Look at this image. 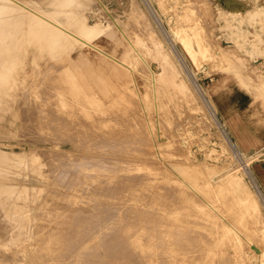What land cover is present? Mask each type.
<instances>
[{"label": "rangeland", "instance_id": "rangeland-1", "mask_svg": "<svg viewBox=\"0 0 264 264\" xmlns=\"http://www.w3.org/2000/svg\"><path fill=\"white\" fill-rule=\"evenodd\" d=\"M20 1L27 4L28 6H30L31 8L35 9L38 12L49 14V16H51L53 18H59L60 21L62 22V24L67 29H69L70 31L75 32V33L77 32V27L75 26L76 21L85 22L86 24H88L90 26L97 25L102 29L104 28V32L102 33V35L97 37V38H94L91 41V43L93 45L103 49L104 51L112 54L113 56L117 57L118 59H120L122 61L125 60L123 62L126 63L129 68L128 67H125V68L119 67L120 68L119 71H118V69L115 70V69H113V65L115 63H113L110 59L104 57L101 53H99L94 48L87 46V45H81V44H73L71 47H68L67 50H64L63 52H59L57 55L51 56L48 53V51L42 50L41 45L39 42H37V40H34V38H32V36L30 35V33L28 31V27L26 25L23 26L22 28L13 29V31H15V32L18 29L21 30V31H18L17 37H14V38H19V37L21 38L22 37L23 40L21 43L18 44V47H17L18 55H17L16 61H4L3 59H0V65H1L0 71L6 72L9 75L8 81L6 82V84L0 83V85L2 84L0 87V150H3L5 152H7L8 154H24L25 159H27L30 157L31 154H34L35 152L38 153V151H41L43 149L42 147L45 146L44 149L46 147L48 149L46 148L45 151L43 149V153L45 152V154H44L45 156H43V157L48 159V158H50L49 157V154H50V156L53 158V159L51 158V160H54L55 162L54 161L50 162V159L47 161L43 157L39 163H35L34 165H32L28 160H27V162L12 163V164H9L8 162H6V160L0 161L1 163L4 162L2 164L0 163V171H1V173H0V175H1L0 176V264H68L71 260L73 261L72 258L76 257L75 255L79 254V252H80V250L78 248L74 249L73 246L68 247V245L74 241L73 238L76 237V235H73V234H75L74 231L77 230L78 228L77 229H75V228L79 227V229H81L83 226H85V228H86V226L88 224H89V226H87V227L91 228V225H92L98 234L95 232L93 227L91 229L89 228V230L86 228L87 230L83 234V236L86 234L85 237H83V238H85L84 244L88 245V246H90V245L93 246V249L91 250L92 252L90 255L91 259H93V260L102 259V257H101L102 255H100L102 252H99L98 250H96V248L94 246V244L97 242L98 238L100 236L105 235L107 232L109 234L111 232V230L116 229L117 228V225H116L117 220H118L117 222L124 220L123 223H126L129 220V218H130V220L126 224L132 223L133 226H134V224H136V226L140 227L141 229L143 228L142 230L145 232V230L148 229V228L145 229V226L147 225V227H148V225H149L148 222L147 223H145V222L147 220H149V218L152 220L151 216L149 217V215H150L149 211H151V214H152L155 210L154 213L156 215V209L158 208V204H159V203H157L158 198L156 197V195H157L156 190L155 191H153V190L156 189V187L163 189L167 186H168V188L171 189L170 191H172V196L169 195L170 193H169L168 189H167V191H165L163 189V191L167 192V194H168L167 196H170L169 198H171L177 202L176 205L177 204L179 205L181 201H183V202L185 201L186 203L189 201V203H188L189 205L193 204V205H195V207L197 206L196 207L197 209H195L194 206L191 205V207H189L188 204L186 205V203H183V202H181V204H184L186 206H182L181 204L179 205L180 207H175L176 205L174 206L176 210L174 209L175 214H174V216H172V218L174 217L175 222H180V224H182V223L186 224L187 223V226H188L187 227L184 224L187 227L186 228L185 226H181L180 224L174 222L176 224L175 226L180 225V226H178V228H180V232L182 233V236H183V233L185 235V236H183L184 239L181 237V240L179 243L184 241L185 243H183V244L181 243V245L182 246L184 245V247H185V245H187L186 248H189L187 250L188 254L189 253L193 254V256L190 254L189 255L187 254V256L185 257L187 259L185 261L186 262L185 264H188V263L189 264H198V263L199 264H208V262L210 264L211 263L217 264V263L213 262L214 259L215 260L217 259L218 262H219V260L223 259L225 264L229 260H231V261H229L228 263L231 262V264H235V263L240 264L239 263L240 261H238L239 260L238 257L236 255H234L235 252H234V254H232V252L234 250V248L232 250L233 244L228 240V238L225 235L219 236V235L224 234L223 232H219V231H222L223 229L221 227H219L218 225H216L213 220H212L213 222H211L210 221L211 218H208L209 216L205 215L204 212H200L203 210H202L201 206H199V205H201V203L203 201H200V200L197 201L196 199L194 200V197L192 196L191 193H187L186 191L181 190L179 188V186L174 185L175 183H173L171 181L172 178H170L173 176H171L170 174L167 175L168 172L166 170H164V173H163L164 175H161L162 172H161V174H159L160 173L159 172L157 176H156V170L155 169L151 170V167H153V165L157 161H156V152H155L156 146L154 147V145H153L154 143L152 144L153 140L150 137H153V138L155 137V139H156V137H158V136L161 137V134H164L163 136L167 138L166 141L163 143V147H164L163 151L164 152L172 153L173 150L176 148L175 146H177L176 149H181L180 151L182 154H179L178 153L179 150H177L178 152L177 151L176 152L178 154L175 153V151L172 153V154L175 153L177 156L174 154L173 157L168 158V159H171L172 161H174L173 169L178 173L179 176H182V178L185 179V181L188 184H190L195 189V191L198 192V194L205 201H208L222 215H224V216L227 215L226 219L228 218L227 220L230 222L231 225H233V226L235 225L234 226L235 229H237L239 232H241L245 237H250L252 235V230L250 229V227H245V226H250V223L243 222L242 216L240 217L239 208L236 207L234 200L232 198H233V195L235 193L242 196V197H244L250 193L251 196L253 198H255L257 206L260 207V208H258V210L262 211V213L264 214V80H263L264 79V13H260L259 16L254 17L249 22L247 21L243 24H240L237 21L233 20L232 17L227 15L226 10L234 9V8H240L243 11L244 10L248 11V10H253V8L255 6L264 8V0H204L205 3L203 0H193V1L201 2L202 6L205 4L203 7H205L206 10L208 9L207 10V12L209 11L208 14L206 13V10H205L206 17L208 16L206 18V23L207 22L208 23L207 24L205 23L206 24L205 27L208 25L207 32H208L209 36H213L212 38H213L215 44L218 41L217 45H219L221 47L222 46L225 47L229 52L233 51L235 48L234 53H231V54L236 55L235 56L236 61L233 60V61H224V62H222V61L220 62V61H216V60H210L207 57H203V55L201 53H199V51L197 53L196 62H195L187 55V53L183 49L181 43L178 40H176V38L174 36V29L176 27H180L181 26L180 23L183 24L184 20L185 21L187 20L186 21L187 23H184L185 27H187V24H188V27L190 25V21L188 19H183L182 20L183 22H181L182 18L177 20V18L175 17V12H181L183 10V7L185 6V4H187L188 0L187 1L186 0H180V1L168 0L169 3L167 0H163V1H166L167 4H166V2L163 3L162 0H160V2L162 4L159 2V0H158V2H157V0H139V2H138V0H74L73 5H71L69 7L57 6L56 2L54 0H20ZM160 5H162V7L166 6V5H167V7L168 6L169 7H168V9H166V7H163L166 10L164 12H162L163 9L160 8L161 7ZM176 6H177V8H176ZM208 6H209V8H208ZM181 8H182V10H181ZM211 8L213 10H211ZM63 10H65V11L68 10L69 13L72 12V15L71 16L63 15V13L61 12ZM140 10L144 11L143 14L141 13L142 11H140ZM173 10L175 11L174 14H172ZM211 11H212L213 15H212ZM167 12H168V14H166ZM133 15H137L136 18H132L131 16H133ZM144 15H146V17ZM209 16H211L212 20ZM144 17L148 18V21ZM107 19L109 20V22ZM143 20L148 22L149 24H147L145 22L143 23L142 22ZM188 21H189V23H188ZM210 21H211V23H210ZM213 22H214V25H213ZM178 23H179V26H177ZM146 25H150V26H146ZM247 25L249 26V28ZM150 27H151V29H150ZM154 27H155V30L153 29ZM181 27H184V25H182ZM209 27H210V29H209L210 31L208 30ZM146 28L149 29L150 32H152V34L154 33V35H156V33L158 31L159 32L157 33V35H160V32H161L165 36L166 40L170 43V45L172 44L171 45V47L173 48L172 50H173L174 54L176 55L177 59L179 58L178 62H176V65H177V68H179L181 70V74L179 75V76H181L180 78H182V80L185 79L186 82L191 81L192 84H194L193 86H195V84H196L195 88H198L200 90V93H201L203 99L206 100L207 104L209 103L208 107H210L212 117L209 116L207 123H205L206 121L204 122L201 119V116H200L201 108L199 107V105H197L196 103H193L194 101H192L194 106H191L193 104L189 100H188L189 101L188 104H185L184 103L185 97L180 94L179 90L176 87L169 85L170 83H168L169 81L167 80L168 77L166 75L163 76V74H162L163 70H162V67H161L160 62H159L160 60L156 56V53L155 52H148L145 49V47L143 45L144 39H145V31L147 33H150L149 31H147ZM239 28H243L246 30V32H247L246 37H239V35H238L239 34V31H238ZM134 29H137L138 31H134ZM140 29H141V31H140ZM143 30H144V32H143ZM133 32H134V34H133ZM9 41L14 44V41H16V39H14V40L9 39ZM192 45L194 48H196L198 50V43H197L196 39H192ZM178 47L180 50L178 49ZM138 51H139V53H138ZM147 54H148V56H147ZM150 56H151V58H150ZM59 59H60V61H59ZM145 59H148V60L151 59L152 61H150V60L146 61ZM51 60L52 61L55 60L54 61L55 66L53 65V67H55L54 69H53V67H50V65L53 64V63H51L52 62ZM66 61H67V63H66ZM247 61H249V62H247ZM49 62L51 63L50 65H49ZM237 62H240V64ZM225 64H227V65H225ZM241 64L243 66H241ZM245 64L249 65V66L247 65L249 67V69ZM60 65L62 67L61 70H60ZM48 66L50 69L46 68V70H45V67H48ZM56 66L57 67L59 66V67L56 68ZM63 66H65V67H63ZM74 66L77 67V70L75 68H73ZM236 66L240 67L242 69L241 72L239 71L240 73L237 72L238 68H236ZM255 67H257L258 69L257 68L255 69ZM78 68L80 70V73L77 72V71H79ZM69 69H71V70L69 71ZM73 70L75 73L73 72ZM100 70H103L102 75L100 74L101 73ZM253 70H254V72H250ZM247 72H249V74ZM67 73L69 74L70 79L74 82L70 81ZM96 73L100 76H98ZM103 73H104V75H103ZM150 73H154L155 75L159 76V78L154 82L149 81L147 78V74H150ZM253 73L256 74L255 76L257 78H253V76H254ZM107 76H109L110 80H107L108 79ZM260 76H262V77H260ZM81 77H83V78H81ZM37 78L41 79V80H38ZM76 78L78 79L79 83H81V80L84 81V79H86L87 84L85 82H83L84 84L81 83L79 85L78 81H76L77 80ZM105 78H107V79H105ZM54 79H56L57 81ZM65 79H67L66 82H64ZM191 79H193V80H191ZM255 79H257V80H255ZM53 80L57 85L54 84ZM58 80H59V82L62 83L61 84L62 86L60 85ZM69 82H71V83L69 84ZM82 84L84 86H82ZM152 84H153V86H152ZM167 86H169V89ZM81 87H84V88H81ZM104 87H105V89H104ZM28 88L29 89L31 88L30 91ZM63 88H64V90H62ZM65 88H66L67 93L69 91L68 94H66ZM72 88H74V89L72 90ZM99 88L102 90H99ZM106 88H108V90ZM57 89H60L61 91L59 92V90H58L56 92ZM81 89L87 90L88 94L86 93L87 91L85 92L86 93L85 94L84 91ZM103 89L105 91L107 90L106 92L109 93V95L106 94V92ZM133 89H134V92H133ZM138 89H139V91H138ZM45 91H46V93H45ZM79 91H80V94H79ZM89 91L93 92V94H94L93 98H92V95L90 94L91 92H89ZM125 91L128 93H126ZM155 91L156 92L159 91L160 95H159V93H156ZM191 91H193L192 87H191ZM203 91L206 93V96H205ZM76 92H77V94H76ZM81 93H82V96H80ZM179 95H181V96H179ZM55 96H57V97H55ZM70 96L72 99L69 98ZM140 96H141L142 102L138 100V98L140 99ZM85 97L89 98V99H86ZM107 97H110V99L112 97L113 98L110 101V99H107ZM133 98H134V100H133ZM180 98H182V99H180ZM94 99H95V101L93 103ZM179 99L181 100V102ZM208 99H210L212 101L213 106L210 104ZM88 100L90 101V103L88 102ZM137 100H138V103L140 102V106H138L139 105L138 103L136 105ZM182 100H183V102H182ZM114 102H115V105H114ZM73 104H75V106ZM167 104L171 107V109H169L170 107H168ZM174 104H175V106H174ZM183 104H185V106L186 105L187 106L185 107ZM234 104H235V107H234ZM87 105H89L90 107ZM110 105H112V106H110ZM134 105L136 108L134 107ZM142 105H144V106H142ZM195 105H197V106H195ZM141 106L143 107L142 109H141ZM183 107L185 108V110L190 108L189 109L190 111L189 110L188 111L186 110V112L183 111V109H184ZM191 107H192V109H191ZM196 107H198V108H196ZM126 108H128V109H126ZM175 108H176L177 112H176ZM114 109H116V110H114ZM138 110H140V111H138ZM170 110L172 111V113ZM119 111H121V113ZM126 111H130V112L127 113ZM141 111H143V114L146 111L145 112L146 115L144 114L145 116L144 115L141 116L142 115ZM149 111L151 113L153 111V114L149 115ZM239 111L241 112V118L246 119L245 121L247 123L249 122V117H251L253 125L256 124V121L260 123V125L262 126V129L259 130L261 132V134H260L261 138L259 137V139L258 138L257 139H251L245 134L244 131H241L239 129V125L242 127L243 124H242V122L240 123L239 120L235 121L237 116L234 119V113H239ZM85 112H87V113H85ZM135 112H139V113H135ZM191 112L195 113V116ZM32 113H34V114H32ZM133 113H134V115L137 114V116L136 115L134 116ZM154 113H156V114H154ZM186 113L188 114L187 116H189V114L190 115L192 114L194 117H197V118L193 119L194 118L193 116L187 117V116H185ZM38 114L40 115V117L38 116ZM126 114H128V116ZM130 114H131V116L133 115L132 116L133 118L130 116ZM138 114L140 116V119L138 117ZM168 114H170V115H168ZM41 115H43V116H41ZM117 115H120V116H117ZM47 116H48V118H47ZM60 116L61 117L64 116V118H61ZM111 116H112V119H115V120H112ZM114 116H115V118H114ZM38 117H39V119H38ZM96 117L100 121H103V120L104 121L100 122ZM136 117L138 119H136ZM173 117H174V120L176 121L174 123L172 120ZM176 117H178V118H176ZM77 118H78V120H77ZM103 118H106V120ZM131 118L133 119V121H131L132 120ZM168 118H170V119L172 118L171 121ZM198 118L200 120H198ZM153 119H155V120H153ZM138 120H140L142 123H143V120H145V122H147V123H145L146 126L144 128H146L148 125V127H149L148 129H151V130L148 131L147 129H144L143 128L144 124L142 125L141 122ZM182 120H183V123H182ZM73 121L77 122V123L75 122L76 126L73 124L74 123ZM107 121L109 122V128H111L110 130H108L109 128L107 129L108 125L106 126V124H105V123L108 124ZM114 121L116 122L115 123L116 126L114 124H113V126H114V128L117 129V131L119 130L118 133H121L119 135L125 136V137H121V138H123V140L120 137H118L119 136L118 134H116L117 133L116 129L112 128L113 127L112 123ZM188 121H190V122H188ZM82 122H85V125H83ZM120 122L121 123L126 122V123L123 124L122 126H120V124H121ZM211 122H212V125H211ZM71 123H72V125H70ZM86 123H88V124H86ZM164 123H165L166 127L169 126V127H167L168 129L164 126ZM184 123H186L187 125ZM64 124H66V125H64ZM139 124L141 125L142 130L141 129L138 130V127L140 128ZM155 124H157V127ZM172 124H178L179 127H177V125H174L175 128L174 127L172 128ZM202 124H203V126L205 125V127H203V126H202L203 128L200 127ZM91 125L94 126L95 129L92 128ZM124 125H126V126H124ZM60 126L62 129L60 128ZM64 126H66L67 128ZM68 126H70V127H68ZM71 126H72V128H71ZM81 126H82V128H81ZM170 126H171V128H170ZM197 126H199V127H197ZM54 127H55V129H54ZM76 127H78V128H76ZM119 127H120V129H118ZM69 128H71L72 130L74 129L73 130L74 133L76 132L75 135L72 132V130ZM85 128H86L87 132L84 131ZM101 128H102V131H101ZM124 128L126 129L127 132L123 131ZM134 128H136V129H134ZM66 129H68V130H66ZM104 129H107L110 132H108L107 130L105 131ZM143 129L145 131H143ZM161 129H164V130H161ZM166 129H167V131H166ZM172 129H173V131H171ZM60 130H62L63 132H61ZM96 130H98L99 133L102 132V134L100 133L101 135H99V133ZM111 130H112V133H113V130H115L114 132H116V133L110 134ZM135 130L137 131V134L139 132H142V131L144 133L143 132H142L143 134L139 133L137 136ZM169 130L172 133V134L170 133V135H172V137L171 136L168 137ZM200 130L202 131V133L199 132ZM59 131H60V133L58 134ZM78 131H80V132H78ZM120 131H122L124 134L128 133V131H129L130 134L128 133V137H127V135L122 134V132H120ZM147 131L149 132V136L146 135ZM175 131H177V133H176L177 136L174 133ZM194 131H196V132H194ZM64 132H65V135H62V134H64ZM81 132H83V133H81ZM164 132H166V133H164ZM192 132L194 133V135ZM106 133L108 135H110L113 139L110 136L107 137ZM56 134L58 135V138H57ZM78 134H82L84 137H82L81 135L79 136ZM89 134L91 135V138H89V137L87 138V136H89ZM134 134L136 136H134ZM144 134L149 138L148 139L146 137V139L148 141L145 139ZM150 134H152V136ZM166 134H167V136H166ZM218 134L220 137L218 136ZM44 135H45V137H43ZM61 135L63 137H65L66 141L65 140L61 141V139H60ZM141 135H142V137L140 139ZM174 135L177 137V139L180 140V142H178L179 140L177 141V139H176L175 140L176 142H174L175 144L173 143L172 140L175 137ZM48 136H49V138L51 136L53 139L55 138L54 140L52 138H50L55 143H53L51 140H49ZM129 136H130L131 140H130ZM41 137H43V138H41ZM63 137H61V138L64 139ZM76 137L80 141L86 140L87 144H85V142H83V141H81V142L79 140L77 141L75 139ZM98 137L99 138L101 137V138L99 139ZM106 137H107V139H106ZM137 137H139V138L137 139ZM170 137H171V139H170ZM45 138H47V140ZM82 138H84V139H82ZM108 138L112 139L111 141L114 140V143L110 142V140H108ZM116 138H119L121 140V141L119 140V142H123V143L126 142V140L128 138V140H127L128 143L126 144L127 146L125 145V143L124 144L119 143L117 141L118 139H116ZM124 138H126V140ZM196 138H197V140H196ZM201 138H203V139L205 138L204 139L205 141ZM103 139L106 141H104ZM136 139L138 142H136ZM139 139H140V141H139ZM107 140L109 142H107ZM59 141H61V142H59ZM64 141L66 143H62ZM67 141H70L71 143L67 142ZM115 141H117V142H115ZM134 141L136 143H134ZM79 142H80V146L78 144H76ZM98 142H100V143H98ZM56 143H58V144H56ZM82 143H84V145H86V146L88 145V146L86 147ZM89 143L90 144L93 143L92 144L93 146L90 145ZM115 143H118L119 146H117V144H115ZM131 143L135 146V148L132 147V148H134V150L132 148H130L131 146H133V145H131ZM138 143L141 145V147H140V145H137ZM142 143L150 144V145H148V146L146 145V147H145V145H143ZM177 143L180 144L179 146H181V147H179ZM105 144L108 146L110 145L109 147H112V148L103 147V146H105ZM112 144H115V145L112 146ZM128 144H130V145L128 146ZM94 145L97 146L98 148H96ZM91 146H92V148H91ZM100 146H102V147H100ZM115 146H117V147H115ZM138 146L141 149L138 148ZM189 146H191V147H189ZM49 147H50V149H52V147H53V151L49 150ZM65 147H67V148H65ZM113 147H115V150L113 149ZM120 147L122 150L120 149ZM123 147H124V149H123ZM136 147H137V149H136ZM144 147L145 148L149 147L147 149L148 151L146 149L142 150V148H144ZM38 148H40L41 150ZM54 148L58 149L57 152H56V150H54ZM62 148H64V150ZM100 148H102V149H100ZM108 148H109V150H108ZM118 148L120 150L117 151ZM182 148L185 150H183ZM186 148H188V149H186ZM81 149L83 152L81 151ZM126 149H128V150L132 149L134 151V153L137 150V152L135 154L136 157L134 154H132L131 151L129 153V151H127ZM171 149H172V151H171ZM68 150L69 151L73 150V152H72L73 154H71V152H69ZM123 150H126V151H123ZM144 150H145V152H143ZM152 150H154L153 152H155V155H152L153 154ZM50 151H52V153H49ZM54 151H55V153H53ZM65 151L69 152V154ZM84 151L86 153L88 152L89 155L85 154ZM108 151H110L111 153L109 154ZM186 151H188V156H187ZM237 151L240 152V156L237 154ZM63 152L67 153V156H66V154H63ZM93 152H94V154H92ZM121 152H123V154ZM184 152H186V157L188 158V161L185 160V153ZM95 153H96V155H95ZM97 153H99V154H97ZM103 153H104V155H103ZM116 153H117V155L121 154L124 157L117 156ZM149 153H152V154H149ZM51 154H53L54 156ZM78 154L80 156H84L83 158H85V155H86L85 161L83 163H82V161L84 159L82 157H79ZM105 154L112 155V156L115 155V156H113V158L111 156H109L110 158H112L110 160V158L109 157L107 158ZM68 155H71L69 157L73 158V159H71V161L74 163L70 162V163H72V165L69 164L70 158L68 157ZM87 155L89 156L88 157L89 159L92 157L93 161H92V158H91V160H88ZM93 155L95 157H93ZM97 155L99 157L102 156L103 159H105V160L103 161L102 158H99ZM126 155L128 158H129V155H132L130 157H132L133 159H128V160L123 161L124 158L126 159V157H125ZM150 155L153 158V159H151V161L149 160L151 158ZM56 156H59L60 158H61V156H63V158H65V160L60 159L59 157L58 158L60 160L65 161L66 163L64 164L63 161L58 162L59 159ZM77 156L79 157V159L82 158L83 160L82 159H81L82 161L79 160L77 158ZM54 157L57 159H54ZM114 157L116 158L115 161H114ZM118 157L119 158L122 157L123 159L122 158H121L122 160L120 159L122 161L121 164L126 163L127 166H126V164H124V165L122 164V166H120L117 162V161H120ZM134 157L136 159H134ZM139 157H140V159H139ZM137 158H138V160H137ZM160 158H162V160L166 159L163 154L160 155ZM141 159H143V160H141ZM131 160H133L134 162L133 161L131 162ZM136 160L137 161L141 160V162L137 163ZM145 160H147V161H145ZM175 160H176V163H175ZM189 160L191 162L192 161L193 162L191 163V162H189ZM232 160H233V162H232ZM76 161H77V164H75ZM96 161H100L101 163L96 162ZM105 161H106V164H105L106 168H105V165L102 164V162H105ZM112 161H113V163H112ZM127 161H129V164ZM149 161L151 162L150 164H149ZM179 161H180V163H179ZM185 161L188 162L187 165H185L186 164ZM228 161H229V163H228ZM48 162L52 163V164H53V162L54 163L57 162L58 164L61 163L60 166L62 168H60L58 164L57 165L53 164V167H52L54 169L53 170V169H51V165H49ZM152 162H155V163L152 164ZM194 162H196L195 163L196 165L193 164ZM239 162H240V165H239ZM85 163H87V164H85ZM110 163H112L113 165L109 166ZM135 163L139 164V165L142 164V166L139 167L140 171L138 170L140 173L137 172V169H138L137 166H139V165H136ZM190 163L193 166H191ZM95 164H98V165H95ZM100 164H101V166H103L102 168H104V169H107V166L109 168L111 167L110 170L113 169V167L115 166L114 167L115 169H113V171L111 170L112 171L111 174L113 173L114 176L116 175L117 179L113 175L112 176L109 175L110 174L109 172H108L109 174L107 173V171H110L109 168L107 170L100 168L101 167V166H99ZM130 164L132 167L130 166V169L128 170V167ZM181 164L184 166H182ZM197 164H201L202 166L197 165ZM1 165L3 168L1 167ZM64 165L69 166V169L67 167H65ZM73 165H75L76 167ZM116 165L119 166V169H118V167H116ZM227 165H230V166H227ZM81 166H82V168L87 167L86 170L82 169V171L85 170L84 171L85 173L87 171L89 172V173L87 172V174H86L87 177L84 175V172H83V174L80 172ZM88 166L89 167H91V166L92 167H94V166L98 167L99 166V170H97V172H95V174L100 172L99 173L100 177H103V175L101 176L102 171H100V170H104L102 172V174L104 173V178H106V179H104V178H101V179L105 180L108 183L106 184V182H104V181L99 182L101 180L100 178H97L99 175H96L97 177L95 178V174L94 175L92 174V173H94L91 170L92 167L90 168V170H88ZM144 166H146L145 167L146 170L143 168ZM198 166H201L203 169L200 171H196L194 168L198 167ZM239 166H241V167L243 166L245 169L244 174L242 176V182L239 186L233 187L229 182H227V178H228L230 170H232L233 168L235 169L237 167L239 168ZM48 167H50V168H48ZM54 167H57V168L55 169ZM70 167H73V168H70ZM126 167H127V169H126ZM141 167L145 170V173H147L145 175L144 179L141 176L143 174L142 172L144 171V170H141L142 169ZM156 167L154 166L153 168H156ZM47 168H48V170H47ZM64 168L67 171H64ZM124 168L127 171H125ZM132 168H134V169H132ZM49 169H51V172L53 171L52 172V174L54 173L53 177H52V174L49 171ZM61 169H63V170L60 172L57 171V170H61ZM72 169H75V170L72 171ZM76 169L79 171V175H78V173H77L78 171ZM94 169H95V167L93 168V170ZM96 169H98V168H96ZM115 170L117 171V173L121 171V173H119V176H117L118 175L117 173L114 174V172H116ZM90 171H92L91 174H90ZM122 171H124L125 173H123ZM128 171H130V172H128ZM66 172L68 174H66ZM126 172L129 174L127 175ZM135 172H137V174H135ZM187 172H188V174H187ZM250 172H252V173H250ZM59 173L60 174L62 173L59 176L60 179H65V180L62 181L59 179V177H58ZM63 173H65V174H63ZM73 173H75L74 176L81 178V179L78 178L80 181L82 179H84V181L82 180L81 181L82 183H81L80 181L75 180L74 176H73V178H70L72 176H70L69 174L73 175ZM80 173H81V175H84V178H82L83 176H81ZM105 173H107L109 176H105V175H107ZM130 173H131V176H129ZM122 174H125V175L121 176ZM133 174H135V175H133ZM54 175L55 176L57 175V176L55 177ZM62 175H66V177L68 175L69 178L68 177L66 178L65 176L61 178ZM132 175H133V177H132ZM138 175L141 176L139 182H137ZM206 175H207V177H206ZM3 176H6V177H3ZM124 176H126L128 178H125ZM148 176H149V178L152 177L151 179H155V180L150 181L151 179L149 180ZM166 176H169V177H166ZM118 177H120V178H118ZM135 177H136V180H135ZM146 177L148 178V180ZM87 178H89V179H87ZM133 178H134L136 183L133 182L134 181ZM141 178L143 180H141ZM145 178H146V181H145ZM211 178H212V180H210ZM56 179H59V180H56ZM66 179H71L72 181L68 180L69 182L68 181L64 182V181H66ZM95 179L96 180L100 179V180L98 182H96L94 185V183L91 181L92 180L95 181ZM107 179H108V181H107ZM123 179L124 180L131 179V181L132 180L133 181L131 182L130 180H126L125 181L126 184H129V185H126V184L124 185ZM73 180H74V182L78 181L79 183L78 182L74 183ZM85 180H90V181H87V183L84 184ZM111 180H114V181H111ZM115 180H117V182ZM204 180H205V182H203ZM109 181H111L110 183L115 184L117 186V188L115 186L116 190L114 189V187H112V188L110 187L112 184L110 185ZM121 181L123 184H121ZM140 181H143V182H140ZM209 181H210V183H208ZM63 183L67 184V186H69V187L67 188V186L64 185ZM69 183H70V185H68ZM132 183H135V184L132 185ZM137 183H140V184H137ZM61 184H62V186H61ZM103 184L107 185V186L110 185V186L107 187V186H104ZM160 184H162L165 187H163ZM166 184H168V185H166ZM172 184H173V186H172ZM210 184L214 188L213 189L214 191L212 190ZM73 185H74V187H72ZM87 185H89V186L91 185L92 186V187L90 186L91 189L90 188L88 189L89 186H87ZM96 185H99V186H96ZM101 185H103L102 186V188L104 187L103 189L106 188L105 191H108V192L111 191V192H109V193L106 192L104 194L105 191L102 192V189L100 191ZM130 185H132V186H130ZM134 185H135V187H134ZM150 185L152 187H150ZM85 186H87V187H85ZM118 186L121 188H123L124 186L125 187L123 189H121ZM136 186H137V189H135ZM127 187L129 189H131L133 187L131 189L132 191H128L129 189ZM142 187L144 188V190ZM147 187H150L149 189H151V190L153 189V190L152 191L146 190ZM82 188H83V190H82ZM86 188H87V190H86ZM92 188L95 191L92 190ZM97 188H99V189H97ZM108 188H110V190H107ZM96 189L99 190L98 193L100 192L101 195L96 192ZM117 189L118 190L120 189L119 192L120 191H122V192L124 191V192L119 193L117 191ZM140 189H141V191H139ZM206 189H208V190H206ZM114 190L116 191V194H112V192L115 193ZM125 190H127V191H125ZM133 190H134L135 195L132 194ZM205 190L207 191V193L210 192L209 190H212L210 192L211 194H206ZM221 190H223V191H221ZM83 191H84V193L86 192L87 197L84 195ZM89 191H90V193H89ZM128 192H129V196H126V195H128ZM141 192H143V193L141 194ZM88 193L90 195H88ZM93 193L96 195L98 194V196L94 195ZM117 193H119L120 196L122 195L121 198H118L119 195ZM220 193L222 195H220ZM223 193H224V195H223ZM103 194L106 197L104 196V198H103ZM136 194H137V196H136ZM146 194L148 196H146ZM208 195L212 196V198L209 197ZM94 196H96V197L93 198ZM109 196H111L112 198ZM97 197H99V199ZM116 197L118 198V200ZM131 197H133V198H131ZM207 197L210 198L211 200L209 201ZM102 198H103V200L101 201ZM122 198H124V199H122ZM215 198H217V199H215ZM215 200L218 204L215 202ZM194 201H197V202L194 203ZM137 203L139 204V207H138ZM142 203H143L144 208L141 207V205H140ZM145 203H146V205L144 206ZM148 203L150 204V206H147V205H149ZM133 204H135L137 207ZM124 205H125V207H124ZM131 205H133V206H131ZM151 205L153 207H155L156 209L155 208L153 209V207H151ZM229 205H230V207H229ZM105 206H106V208H107L106 210H108V212L105 210V208H104ZM109 206H111L110 207L111 209L108 208ZM117 206H120V207H117ZM187 206L190 209L186 208ZM220 206L223 207V209ZM114 207L115 208L117 207V209H115V211L112 210V208H114ZM132 207L135 208V210H136V208H138L136 210L137 212L135 210L134 211L131 210V209H133ZM145 207L148 210L145 209ZM184 207L187 210L184 209ZM193 207H194V210H192ZM69 208H70V210H69ZM91 208H92V210H90ZM96 208H100L98 210H100L101 213L98 210H95ZM118 208L121 209V211H118L119 210ZM166 208H167V206H166ZM178 208H180V210L181 209H183V210L180 211ZM234 208H236V210ZM80 209L82 210V212L83 211L85 212L88 209V210H90L91 213L88 212V210H87L86 212L90 213V215H86L85 213H82V212L77 215L76 213L81 211ZM143 209L145 210L144 215H143L144 211L139 212V210H143ZM73 210H75L76 213ZM76 210H79V211H76ZM103 210H105V211H103ZM124 210H126V211L129 210L130 212L132 211V213H130V215H128L129 211L126 212ZM190 210H192L193 212ZM69 211H71V212H69ZM96 211H98V212H96ZM146 211L149 212V214H147L148 216L147 215L145 216V214L147 213ZM109 212H111L114 215L115 221L113 219V222H112V219L111 220L109 219V222H111V223H109L108 226H106L105 228L101 227L102 230L100 232H98L99 229H101V228H100V220L98 221L97 217L101 214L99 219H102L104 217V215L106 213L108 214ZM113 212L116 214L119 212L120 213L123 212L124 213V214L122 213V215H124V216H122L123 220L120 219L121 216H119L117 214L119 216L118 217ZM135 212L137 214L139 213L140 216L143 218L146 217V219H143V220H145L144 222L141 218V221L143 223H145L144 227H143V225H139L141 223V221L139 224L137 223L139 221L138 219L140 217H139V214L137 215ZM95 213L96 214L100 213L97 216L94 215V218L96 217L94 220L97 219L96 220L97 223L93 221V219H92L93 215H92L91 219L86 217V216L91 217V214H95ZM198 213H199V215H198ZM202 213L204 214V216ZM228 213H230L231 215H229ZM74 214H76V215H74ZM80 214H82V215L84 214L83 216L86 215L85 217H83L82 215L81 216L85 220L87 219L86 222L88 224L86 222H85L86 225L85 224H78L80 222V221H77L78 217H79V220H81L80 223L85 221L83 218L80 217ZM125 214H127L128 217L127 216L126 217L128 219L125 217ZM234 214H237L238 217H240L241 219L240 218L238 219L237 215L235 216ZM66 215H67V217H66ZM113 215H110L111 218ZM68 216H69V218H68ZM76 216H78V217H76ZM129 216H132V217H129ZM153 216H154V214H152V217ZM191 216H193L195 220ZM73 217H75L74 220H76V221L73 220ZM133 217H135L137 220L134 219ZM89 219H90V222L93 221V224L92 223L90 224ZM132 219H133V221H132ZM153 219L154 220H152V222L153 221H155V222L152 223L153 224V225H151L152 227L149 226L151 228L148 229L151 232H148V230H147L145 232V234H143L144 232L140 228L138 229V228L134 227L135 228L134 231L136 234H140V235L143 234V236L141 235L142 237L145 236L144 237L145 241L147 240V237H149L148 235H151L153 233V230H151V229L154 228L153 226L156 223L155 217ZM190 219H191V221H190ZM58 220H59V222H58ZM9 221H11V222H9ZM130 221H132V222H130ZM98 222H99V224H98ZM112 223L114 224V226ZM192 223H193V225L196 224L195 228L191 227ZM210 223H212L213 228L216 226L214 228V230L216 229V231L213 230ZM77 225H81V226H77ZM73 226H75V227L73 228ZM98 227H99V229H98ZM107 227H109V229ZM126 227H129V225ZM130 227H132V226L130 225ZM181 227H182V230H181ZM189 227H191L190 228L191 230L189 229ZM48 228H49V230H48ZM196 228L201 229V231L197 230ZM217 228H219V229H217ZM30 229H32V230H30ZM183 229H184V231H186V230L187 231L182 232ZM195 229L197 231H195ZM137 230L139 233L136 232ZM188 230H190V231H188ZM206 230H207V233H210V235L212 237L208 234L210 236V238H209V237H207L208 235L205 234V236L207 238L206 239H204L205 237L203 238L202 235H204V232ZM87 231H88L89 236L87 234ZM91 231H94L95 233L91 232ZM193 231H194V233H193ZM198 231H199V233H198ZM202 231H203V234L200 236L199 234H201ZM11 232H12V234H11ZM101 232L103 234L99 235V233H101ZM140 232H143V233H140ZM195 232L198 235V238L200 237L199 239L197 237H195L196 236ZM187 233L189 234V236L186 237V235H188ZM26 234H27V236H25ZM108 234H107V236L111 237V238H118L119 237L118 235H120V234L113 233V234H110V236H109ZM146 234H148L147 237H146ZM190 235H192L193 239ZM193 235H195V236H193ZM20 237H22V238H20ZM185 237H186V241H185ZM190 237H191V241H190ZM213 237H216V238H214V240H216L215 242L213 241ZM201 238H202V240H201ZM200 240H201V242L198 243ZM224 241H225V244H224ZM227 242H228V244H227ZM187 243H189V244H187ZM194 243H196V244L193 245ZM66 244H68V245H66ZM221 244L222 245L224 244L223 245L224 248H227V249L231 245L232 246L229 248L230 250L229 249L223 250V247H222V250H219V249H221V247L219 248V246ZM70 245H73V243H71ZM227 245H228V247H227ZM198 246L201 247V249ZM67 248H69V249H67ZM73 249L76 251H74ZM215 249H216V251H215ZM226 250L229 253V255L227 254ZM32 251H33V253H32ZM205 251H207V254L209 253V254H212L213 256L215 255V257H211L212 255L210 256L209 254L207 257L206 253H204ZM209 251H215V252L210 253ZM221 251L223 254L225 251V253L227 254V257H226V254H224L223 256L228 258V259H229L228 256H230L231 254H232L231 256H236L235 261L233 259L234 257L233 258L230 257L229 260L224 259V257H221L222 256ZM97 252H98V254H97ZM159 252H160V249H158V253ZM196 252L198 254H196ZM217 252H220V255H218L219 253H217ZM199 253L201 256L199 255ZM201 253H203L204 255ZM215 253L217 254V256ZM250 253H252V255ZM253 254L254 253L250 250L245 251V256H247L248 261H249L248 264H259L258 263L259 259H257V257ZM4 256H6V257H4ZM198 256H199V258H198ZM94 257H96L98 259H96ZM220 257H221V259H220ZM69 258H71V260ZM201 258L203 259V261L201 260ZM212 258H214V259H212ZM74 259H75L74 260L75 263L70 262V264H77L78 263V261H76L77 259L76 258H74ZM196 260H198V261H196ZM211 260H212V262H211ZM217 260H216V262H217ZM221 261L219 262V264H222ZM233 261L235 263H233ZM179 262H181V261H179ZM179 264H182V263H179Z\"/></svg>", "mask_w": 264, "mask_h": 264}, {"label": "bare ground", "instance_id": "bare-ground-1", "mask_svg": "<svg viewBox=\"0 0 264 264\" xmlns=\"http://www.w3.org/2000/svg\"><path fill=\"white\" fill-rule=\"evenodd\" d=\"M55 2H56V5L57 6H62V7H69V6H71V5H73V3H74V0H54ZM163 1V0H162ZM168 1V0H167ZM173 1V0H172ZM178 1H180V0H178ZM187 1V0H186ZM204 1V0H203ZM202 1V2H203ZM138 2H139V0H138ZM157 2H158V0H157ZM159 2H160V0H159ZM166 1H163V3H165ZM161 3V2H160ZM168 3H169V1H168ZM184 3V2H183ZM204 3H205V1H204ZM162 4V3H161ZM166 4H167V2H166ZM171 4V3H170ZM176 4V3H175ZM165 5V4H164ZM174 5V4H173ZM205 5V4H204ZM203 5V6H204ZM159 6V5H158ZM161 7V9H163V11L162 12H164L166 9H168V7H167V5L166 6H163V7H166V9H164L163 7H162V5H160ZM172 6V5H171ZM175 6V5H174ZM202 5H201V2H199V1H193V0H188L187 1V4H185V6L183 7V10H182V8H181V12H175L174 10L172 11V14H174V12H175V17L177 18V20L178 19H181V22H183L182 20L183 19H188L189 21H190V25H189V27H188V24H187V27H185V24L184 23H187L185 20H184V23L182 24V23H180V25L182 26V25H184V27H174L173 29H174V36H175V38H176V40H178L180 43H181V45H182V47H183V49L185 50V52L187 53V55L193 60V61H195L196 62V56H197V53H198V51H199V53H201L202 55H203V57H207V58H209L210 60H216V61H222V62H224V61H236V55H233V54H231V53H234V50H235V48H234V50L233 51H231V52H229L225 47H221V46H219V45H217V43H218V41H217V43L215 44V42H214V40H213V36H209V34H208V32H207V27H208V25L205 27V25L208 23H206V18L208 17H206V13L208 14L209 13V11L207 12V10L205 9V7H203ZM207 6V5H206ZM143 8V7H142ZM146 8V7H145ZM174 8V7H173ZM176 8H177V6H176ZM207 8V7H206ZM208 8H209V6H208ZM144 10V9H143ZM205 10H206V13H205ZM210 10V9H209ZM211 10H213L212 8H211ZM140 11H142V10H140ZM148 11V10H147ZM168 11V10H167ZM170 11V10H169ZM179 11V10H178ZM62 13H63V15H65V16H71L72 15V12L71 13H69V11L68 10H63V11H61ZM98 12V11H97ZM143 12L144 11H142L141 13L143 14ZM170 13V12H169ZM211 13H212V11H211ZM226 13H227V15H229L230 17H232V19L233 20H235V21H237L238 23H240V24H243V23H245V22H249V21H251L254 17H256V16H259V14L260 13H264V8H261V7H258V6H255L254 8H253V10H242V9H240V8H234V9H228V10H226ZM166 14H168V12L166 13ZM141 15V14H140ZM153 15V14H152ZM212 15H213V13H212ZM136 16L137 15H133V16H131L132 18H136ZM145 17H146V15H144ZM144 17V18H145ZM148 17V16H147ZM210 18H211V16H209ZM209 18V19H210ZM125 19V18H124ZM147 21H148V18H145ZM175 19V18H174ZM108 20V19H107ZM142 20V19H141ZM156 20V19H155ZM176 20V21H177ZM211 20H212V18H211ZM189 21H188V23H189ZM108 22H109V20H108ZM143 23L145 22V23H147V24H149L148 22H146V21H142ZM173 22V21H172ZM175 22V21H174ZM111 23V22H110ZM141 23V22H140ZM206 23V24H205ZM210 23H211V21H210ZM209 23V24H210ZM75 26L77 27V32L75 33V32H72V31H70L69 29H67L63 24H62V22L60 21V19L59 18H53V17H51V16H49V14H46V13H41V12H38V11H36L35 9H33V8H31L30 6H28L27 4H25V3H23V2H21L20 0H0V59H3L4 61H16L17 60V55H18V52H17V47H18V44L19 43H21L22 42V40H23V38L21 37H19V38H14V37H17V33H18V31H21L20 29H18L16 32L15 31H13V29H17V28H22L23 26H27L28 27V31H29V33H30V35L32 36V38H34V40H37V42H39L40 43V45H41V48H42V50H46V51H48V53L51 55V56H54V55H57L59 52H63L64 50H67V48L68 47H71L73 44H81V45H87V46H90V47H92V48H94L95 50H97L99 53H101L104 57H106V58H108V59H110L113 63H115L114 65H113V69H115V70H117L118 69V71H119V67H128V65L126 64V63H124L123 61H125V60H120V59H118L117 57H115V56H113L112 54H110V53H108V52H106V51H104L103 49H101V48H99V47H97V46H95V45H93L92 43H91V41L94 39V38H97V37H99V36H101L102 35V33L104 32V28L102 29V28H100L99 26H97V25H94V26H90V25H88V24H86L85 22H80V21H76L75 22ZM142 24V23H141ZM172 24V23H171ZM151 25V24H150ZM150 25H146V26H150ZM213 25H214V22H213ZM172 26V25H171ZM177 26H179V23H178V25ZM248 26V25H247ZM145 27V26H144ZM143 27V28H144ZM173 27V26H172ZM212 27V26H211ZM245 27V26H244ZM131 28V27H130ZM137 28V27H136ZM248 28H249V26H248ZM147 29V28H146ZM150 29H151V27H150ZM154 30H155V27L153 28ZM168 29V28H167ZM210 29V27L208 28V30ZM134 31H138L137 29H134ZM140 31H141V29H140ZM147 31H149L150 32V30L149 29H147ZM210 31V30H209ZM239 37H246V30L245 29H243V28H239ZM143 32H144V30H143ZM157 32V31H156ZM159 32V31H158ZM157 32V33H158ZM163 32V31H162ZM138 33V32H137ZM151 33V34H150ZM150 33H147L146 31H145V39H144V47H145V49L148 51V52H155L156 53V56L159 58V62H160V65H161V67H162V70H163V76L164 75H166L167 77H168V83H170L169 85L170 86H174V87H176L178 90H179V92H180V94L181 95H183L184 97H185V99H184V103L185 104H188V102L189 101H191V103H192V101H194L193 103H196L197 105H199V107L201 108V111H200V116H201V119L205 122V123H207V121H208V119H209V116L210 117H212V114H211V111H210V107H208L209 105V103L207 104L206 103V100H204L203 99V97H202V95H201V93H200V90L198 89V88H195V86H196V84H195V86H193L194 84H192V82L191 81H188V82H186V80L184 79V80H182V78H180L181 76H179L180 74H181V70L179 69V68H177V65H176V62H178V59H177V57H176V55L174 54V52H173V48L171 47V45H170V43L166 40V38H165V36L160 32V35H157V33H156V35H154V33L152 34V32H150ZM133 34H134V32H133ZM136 34V33H135ZM168 34V33H167ZM139 36V35H138ZM14 39H16V41H14V44L13 43H11L10 41H9V39L11 40H14ZM134 37V36H133ZM143 37V36H142ZM141 37V38H142ZM140 38V39H141ZM143 39V38H142ZM192 39H196L197 40V43H198V50L196 49V48H194L193 47V45H192ZM135 44V43H134ZM174 44V43H173ZM220 44V43H219ZM166 45V46H165ZM178 49H179V47H178ZM231 49V48H230ZM180 50V49H179ZM144 51V50H143ZM138 53H139V51H138ZM236 53V52H235ZM172 55V56H171ZM125 56V55H124ZM147 56H148V54H147ZM154 57V56H153ZM125 58V57H124ZM150 58H151V56H150ZM141 59V58H140ZM244 59V58H243ZM69 60V59H68ZM146 61L148 60V59H145ZM150 61H152L151 59H149ZM148 60V61H149ZM52 61V60H51ZM50 61V62H51ZM54 61L55 60H53L51 63H53L52 65H50L51 63L49 62V65H50V67H53V65H54ZM58 61V60H57ZM56 61V62H57ZM59 61H60V59H59ZM71 62V61H70ZM247 62H249V61H247ZM60 63V62H59ZM66 63H67V61H66ZM147 63V62H146ZM150 63V62H149ZM202 63V62H201ZM237 63H239L240 64V62H237ZM242 63V62H241ZM56 64V63H55ZM73 64V63H72ZM71 64V65H72ZM145 64V63H144ZM48 65V64H47ZM46 65V66H47ZM59 65V64H58ZM68 65V64H67ZM143 65V64H142ZM148 65V64H147ZM184 65V64H183ZM225 65H227V64H225ZM246 65V64H245ZM248 65V64H247ZM246 65V66H247ZM55 66V65H54ZM73 66V65H72ZM77 66V65H76ZM76 66H74L73 68H75L76 70H77V67ZM149 66V65H148ZM241 66H243L242 64H241ZM249 66V65H248ZM247 66V67H248ZM0 67H1V65H0ZM59 67V66H58ZM57 66H56V68H58ZM63 67H65V66H63ZM68 67V66H67ZM150 67V66H149ZM183 67V66H182ZM46 68H48V69H50L49 68V66L48 67H45V70H46ZM55 67H53V69H54ZM61 65H60V70H61ZM69 68V67H68ZM129 68V67H128ZM236 68H238V73H240L241 71H242V69L240 68V67H237L236 66ZM244 68V67H243ZM254 68V67H253ZM252 68V69H253ZM257 67H255V69H256ZM74 69V70H75ZM99 69V68H98ZM149 69V68H148ZM182 69V68H181ZM186 69V68H185ZM248 69H249V67H248ZM247 69V70H248ZM254 69V70H255ZM258 69V68H257ZM59 70V69H58ZM68 70V69H67ZM71 69H69V71H70ZM74 70H73V72H74ZM75 70V71H76ZM78 70H79V68H78ZM147 70V69H146ZM254 70L253 71H250V72H254ZM49 71V70H48ZM101 71V75H102V72H103V70H100ZM152 71V70H151ZM240 71V72H239ZM62 72V71H61ZM68 72V71H67ZM78 73H80V70L79 71H77ZM76 72V73H77ZM99 72V71H98ZM153 72V71H152ZM188 72V71H187ZM260 72V71H259ZM75 73V72H74ZM95 73V72H94ZM128 73V72H127ZM248 74H249V72H247ZM73 74V73H72ZM97 74V73H96ZM132 74V73H131ZM158 74V73H157ZM188 74V73H187ZM245 74V73H244ZM252 74V73H251ZM254 74V73H253ZM61 75V74H60ZM67 75L69 76V74L67 73ZM78 75V74H77ZM98 75V74H97ZM103 75H104V73H103ZM160 75V74H159ZM183 75V74H182ZM256 74H254V76H255ZM260 75V74H259ZM98 76H100V75H98ZM97 76V77H98ZM165 76V77H166ZM253 76V78H257L256 76L254 77ZM8 77H9V75L6 73V72H1L0 71V83H3V84H6V82L8 81ZM40 77V76H39ZM74 77V76H73ZM106 77V76H105ZM161 77V76H160ZM190 77V76H189ZM260 77H262V76H260ZM42 78V77H41ZM59 78V77H58ZM69 79H70V76L68 77ZM67 78V79H68ZM72 78V77H71ZM79 78V77H78ZM81 78H83V77H81ZM104 78V77H103ZM108 78V79H107ZM107 78H105V79H107V80H110L109 79V76H107ZM147 78H148V80L149 81H156L158 78H159V76H157V75H155L154 73H150V74H147ZM162 78V77H161ZM249 78V77H248ZM38 79V78H37ZM67 79H65V81L64 82H66V80ZM73 79V78H72ZM77 79V78H76ZM100 79V78H99ZM102 79V78H101ZM104 79V80H105ZM166 79V78H165ZM260 79V78H259ZM262 79V78H261ZM38 80H41V79H38ZM50 80V79H49ZM54 80H56V79H54ZM54 80H53V82H54ZM60 80V79H59ZM59 80H58V82H59ZM80 80V79H79ZM86 79H84V81L83 80H81V83H83V82H87V80L85 81ZM161 80V79H160ZM191 80H193V79H191ZM255 80H257V79H255ZM264 80V79H263ZM57 81V80H56ZM69 81V80H68ZM67 81V82H68ZM70 81H72L71 79H70ZM76 81H78V79L76 80ZM259 81V80H258ZM261 81V80H260ZM52 82V83H53ZM72 82H74V81H72ZM51 83V84H52ZM60 83V85L62 84L61 82H59ZM71 82H69V84H70ZM81 83H79V81H78V84L80 85ZM160 83V82H159ZM165 83V82H164ZM261 83V82H260ZM263 83V82H262ZM54 84L55 85H57L55 82H54ZM68 84V85H69ZM73 84V83H72ZM84 84V83H83ZM82 84V86H84ZM87 84V83H86ZM107 84V83H106ZM155 84V83H154ZM2 85V84H1ZM1 85H0V87H1ZM75 85V84H74ZM73 85V86H74ZM156 85V84H155ZM154 85V86H155ZM62 86V85H61ZM87 86V85H86ZM102 86V85H101ZM152 86H153V84H152ZM70 87V86H69ZM91 87V86H90ZM164 87V86H163ZM168 87V89H169V86H167ZM191 87H192V89H193V91H191ZM32 88V87H31ZM30 88V89H31ZM52 88V87H51ZM57 88V87H56ZM61 88V87H60ZM81 88H84V87H81ZM89 88V87H88ZM29 89V88H28ZM30 89H29V91H30ZM42 89V88H41ZM74 88H72V90H73ZM86 89V88H85ZM85 89H81V90H83L84 91V93L87 91V90H85ZM104 89H105V87H104ZM103 89V90H104ZM107 90H108V88H106ZM132 89V88H131ZM155 89V88H154ZM160 89V88H159ZM171 89V88H170ZM59 90V92L61 91L60 89H57L56 90V92ZM62 90H64V88L62 89ZM76 90V89H75ZM91 90V89H90ZM99 90H102V89H100L99 88ZM106 90V91H107ZM116 90V89H115ZM137 90V89H136ZM105 91V90H104ZM105 91V92H106ZM110 91V90H109ZM108 91V92H109ZM138 91H139V89H138ZM148 91V90H147ZM154 91V90H153ZM51 92V91H50ZM63 92V91H62ZM65 92H66V88H65ZM73 92V91H72ZM89 92H91V91H89ZM126 92V91H125ZM133 92H134V89H133ZM156 92V91H155ZM164 92V91H163ZM162 92V93H163ZM204 92V91H203ZM45 93H46V91H45ZM68 93H69V91H68ZM67 92H66V94H68ZM87 94H88V91L86 92ZM85 93V94H86ZM126 93H128V92H126ZM156 93H159V91H157ZM172 93V92H171ZM65 94V93H64ZM65 94V95H66ZM72 94V93H71ZM76 94H77V92H76ZM75 94V95H76ZM79 94H80V91H79ZM84 94V95H85ZM91 95H92V98H93V96H94V94H93V92H91L90 93ZM89 94V95H90ZM106 94H108L109 95V93H107L106 92ZM204 94H205V96H206V93L204 92ZM74 95V94H73ZM104 95V94H103ZM159 95H160V93H159ZM169 95V94H168ZM181 95H179V96H181ZM53 96V95H52ZM60 96V95H59ZM80 96H82V93H81V95ZM88 96V95H87ZM96 96V95H95ZM98 96V95H97ZM107 96V95H106ZM105 96V97H106ZM133 96V95H132ZM149 96V95H148ZM165 96V95H164ZM163 96V97H164ZM45 97V96H44ZM55 97H57V96H55ZM75 97V96H74ZM90 97V96H89ZM114 97V96H113ZM112 97V98H113ZM125 97V96H124ZM139 97V96H138ZM53 98V97H52ZM69 98H71V96L69 97ZM84 98V97H83ZM86 98V97H85ZM91 98V99H92ZM99 98V97H98ZM112 98L110 99V97H107V99H110V101L112 100ZM150 98V97H149ZM152 98V97H151ZM72 99V98H71ZM86 99H89V98H86ZM136 99V98H135ZM157 99V98H156ZM171 99V98H170ZM174 99V98H173ZM180 99H182V98H180ZM179 99V100H180ZM66 100V99H65ZM76 100V99H75ZM127 100V99H126ZM133 100H134V98H133ZM138 100L139 101H141V96H140V99L138 98ZM138 100H137V102H136V105H137V103H138ZM166 100V99H165ZM189 100V101H188ZM209 100V102H210V104L213 106V104H212V101L210 100V99H208ZM77 101V100H76ZM94 101H95V99L93 100V103H94ZM88 102L90 103V101L88 100ZM103 102V101H102ZM142 102V101H141ZM165 102V101H164ZM180 102H181V100H180ZM182 102H183V100H182ZM155 103V102H154ZM157 103V102H156ZM169 103V102H168ZM192 103V104H193ZM92 104V103H91ZM96 104V103H95ZM119 104V103H118ZM117 104V105H118ZM135 104V103H134ZM139 105L138 106H140V102L138 103ZM185 104H183L184 106H185ZM74 106H75V104H73ZM83 105V104H82ZM114 105H115V102H114ZM157 105V104H156ZM168 105V104H167ZM171 105V104H170ZM173 105V104H172ZM190 105V104H189ZM197 105H195V106H197ZM39 106V105H38ZM73 106V107H74ZM86 106V105H85ZM87 106H89V105H87ZM92 106V105H91ZM110 106H112V105H110ZM137 106V107H138ZM142 106H144V105H142ZM141 106V109L143 108ZM166 106V105H165ZM174 106H175V104H174ZM187 106V105H186ZM185 106V107H186ZM191 106H194V104L193 105H191ZM211 106V107H212ZM60 107V106H59ZM90 107V106H89ZM101 107V106H100ZM117 107V106H116ZM124 107V106H123ZM134 107H135V105H134ZM167 107V106H166ZM168 107H170L169 105H168ZM64 108V107H63ZM68 108V107H67ZM78 108V107H77ZM110 108V107H109ZM125 108V107H124ZM136 108V107H135ZM145 108V107H144ZM158 108V107H157ZM156 108V109H157ZM184 108V107H183ZM196 108H198V107H196ZM214 108V107H213ZM71 109V108H70ZM95 109V108H94ZM126 109H128V108H126ZM168 109V108H167ZM169 109H171V107L169 108ZM168 109V110H169ZM190 109V108H189ZM189 109H186L187 111L189 110ZM191 109H192V107H191ZM99 110V109H98ZM114 110H116V109H114ZM120 110V109H119ZM134 110V109H133ZM175 110H176V108H175ZM186 110H185V108L183 109V111H185L186 112ZM38 111V110H37ZM75 111V110H74ZM81 111V110H80ZM118 111V110H117ZM136 111V110H135ZM138 111H140V110H138ZM167 111V110H166ZM171 111V110H170ZM182 111V112H183ZM190 111V110H189ZM213 111V110H212ZM120 113H121V111H119ZM124 112V111H123ZM127 113H129L130 111H126ZM133 112V111H132ZM131 112V113H132ZM142 113V115L141 116H143L144 114H145V112H144V114H143V111H141ZM169 112V111H168ZM167 112V113H168ZM176 112H177V110H176ZM184 112V113H185ZM35 113V112H34ZM34 113H32V114H34ZM85 113H87V112H85ZM135 113H139V112H135ZM171 113H172V111H171ZM188 113V112H187ZM185 114V116H187L188 114ZM190 113V112H189ZM192 114H194V116H195V113H193V112H191ZM62 114V113H61ZM100 114V113H99ZM107 114V113H106ZM111 114V113H110ZM119 114V113H118ZM150 114H153V111H152V113L149 111V115ZM154 114H156V113H154ZM190 115L189 114V116H193V115ZM214 114V113H213ZM60 115V114H59ZM64 115V114H63ZM125 115V114H124ZM127 116H128V114H126ZM133 115H134V113H133ZM132 115V116H133ZM136 116H137V114H135ZM134 115V116H135ZM146 115V114H145ZM144 115V116H145ZM167 115V114H166ZM168 115H170V114H168ZM172 115V114H171ZM38 116L40 117V115L38 114ZM41 116H43V115H41ZM62 116V115H61ZM60 116V117H61ZM117 116H120V115H117ZM122 116V115H121ZM130 116H131V114H130ZM131 116V117H132ZM148 116V115H147ZM189 116H187V117H189ZM193 116V117H194ZM34 117V116H33ZM39 117H38V119H39ZM55 117V116H54ZM57 117V116H56ZM59 117V116H58ZM105 117V116H104ZM138 117H139V119H140V116H139V114H138ZM150 117V116H149ZM164 117V116H163ZM170 117V116H169ZM35 118V117H34ZM43 118V117H42ZM47 118H48V116H47ZM61 118H64V116L63 117H61ZM60 118V119H61ZM73 118V117H72ZM76 118V117H75ZM85 118V117H84ZM97 118V117H96ZM108 118V117H107ZM114 118H115V116H114ZM129 118V117H128ZM133 118V117H132ZM131 118V119H132ZM135 118V117H134ZM144 118V117H143ZM146 118V117H145ZM176 118H178V117H176ZM195 118H197V117H194L193 119H195ZM70 119V118H69ZM88 119V118H87ZM95 119V118H94ZM98 119V118H97ZM101 119V118H100ZM103 119H105L106 120V118H103ZM111 119H112V116H111ZM120 119V118H119ZM122 119V118H121ZM127 119V118H126ZM130 119V118H129ZM136 119H138L137 117H136ZM156 119V118H155ZM155 119H153V120H155ZM158 119V118H157ZM164 119V118H163ZM168 119H170V118H168ZM172 119V118H171ZM171 119H170V121H171ZM192 119V120H193ZM67 120V119H66ZM77 120H78V118H77ZM82 120V119H81ZM80 120V121H81ZM89 120V119H88ZM99 120V119H98ZM109 120V119H108ZM112 120H115V119H112ZM111 120V121H112ZM135 120V119H134ZM146 120V119H145ZM145 120H143V123L140 121V120H138V121H140L141 122V124L143 125V128L146 126L145 125V123H147V122H145ZM173 123L174 122H176L175 120H174V117H173ZM187 120V119H186ZM198 120H200L199 118H198ZM42 121V120H41ZM64 121V120H63ZM72 121V120H71ZM100 121V120H99ZM98 121V122H99ZM104 121V120H103ZM103 121H100V122H103ZM130 121V120H129ZM131 121H133V119L131 120ZM137 121V120H136ZM150 121V120H149ZM152 121V120H151ZM178 121V120H177ZM69 122V121H68ZM74 122V121H73ZM76 122V121H75ZM75 122L73 123L74 125H75ZM108 122V121H107ZM118 122V121H117ZM139 122V123H140ZM155 122V121H154ZM157 122V121H156ZM167 122V121H166ZM188 122H190V121H188ZM197 122V121H196ZM64 123V122H63ZM62 123V124H63ZM77 123V122H76ZM83 123V125H85V122H82ZM105 123V122H104ZM111 123V122H110ZM115 121L112 123V126H113V124L115 125ZM121 123V122H120ZM126 123V122H125ZM125 123H121L120 124V126H122L123 124H125ZM132 123V122H131ZM130 123V124H131ZM171 123V122H170ZM178 123V122H177ZM182 123H183V120H182ZM198 123V122H197ZM67 124V123H66ZM66 124H64V125H66ZM86 124H88V123H86ZM106 124V126H107V129L109 128V122H108V124L107 123H105ZM119 124V123H118ZM134 124V123H133ZM149 124V123H148ZM179 124V123H178ZM178 124H172V128L174 127L175 128V126L174 125H177V127H179V125ZM184 124H186V123H184ZM191 124V123H190ZM70 125H72V123L70 124ZM82 125V126H83ZM102 125V124H101ZM111 125V124H110ZM132 125V124H131ZM138 125V124H137ZM140 125V124H139ZM156 125V127H157V124H155ZM160 125V124H159ZM187 125V124H186ZM207 125V124H206ZM209 125V124H208ZM211 125H212V122H211ZM76 126V125H75ZM82 126H81V128H82ZM90 126V125H89ZM92 126V125H91ZM116 126V125H115ZM124 126H126V125H124ZM151 126V125H150ZM163 126V125H162ZM161 126V127H162ZM164 126H165V123H164ZM203 126V124L200 126V127H202ZM64 127H66V126H64ZM63 127V128H64ZM68 127H70V126H68ZM111 127V126H110ZM166 127V126H165ZM167 127H169V126H167ZM166 127V128H167ZM189 127V126H188ZM197 127H199V126H197ZM203 127H205V125L203 126ZM202 127V128H203ZM53 128V127H52ZM60 128H61V126H60ZM67 128V127H66ZM71 128H72V126H71ZM71 128H69V129H71ZM74 128V127H73ZM76 128H78V127H76ZM92 128H94V126H92ZM91 128V129H92ZM113 129H116V128H114V126L112 127ZM122 128V127H121ZM129 128V127H128ZM127 128V129H128ZM131 128V127H130ZM149 127H148V125H147V127L146 128H144V129H147L148 131L149 130H151V129H148ZM151 128V127H150ZM160 128V127H159ZM164 128V127H163ZM170 128H171V126H170ZM54 129H55V127H54ZM62 129V128H61ZM65 129V128H64ZM80 129V128H79ZM78 129V130H79ZM95 129V128H94ZM107 129H104L105 131L107 130ZM111 128H109L108 130H110ZM118 129H120V127L118 128ZM134 129H136V128H134ZM133 129V130H134ZM142 130V127H141V125H140V128L138 127V130ZM143 129V131H145ZM168 129V128H167ZM167 129H166V131H167ZM197 129V128H196ZM209 129V128H208ZM66 130H68V129H66ZM72 130V129H71ZM74 130V129H73ZM72 130V132L74 133V131ZM77 130V129H76ZM84 130V129H83ZM82 130V131H83ZM107 130V131H108ZM122 130V129H121ZM161 130H164V129H161ZM205 130V129H204ZM61 132H63L62 130H60ZM60 131L58 132V134L60 133ZM65 131V130H64ZM81 131V130H80ZM80 131H78V132H80ZM84 131H86L87 132V130H86V128H85V130ZM98 133H99V131L98 130H96ZM101 131H102V128H101ZM115 130H113V133H116V132H114ZM116 131H117V129H116ZM123 131H126V129L124 128L123 129ZM130 131V130H129ZM129 131H128V133H129ZM142 131V132H143ZM146 132L145 134L147 135V136H149V132ZM159 131V130H158ZM157 131V132H158ZM171 131H173V129L171 130ZM208 131V130H207ZM68 132V131H67ZM70 132V131H69ZM85 132V133H86ZM108 132H110V131H108ZM107 132V133H108ZM119 132V130L117 131V133L116 134H121V133H118ZM120 132H122V131H120ZM127 132V131H126ZM134 132V131H133ZM135 132H136V135L138 136V134L139 133H142V132H139L138 134H137V131L135 130ZM161 132V131H160ZM194 132H196V131H194ZM199 132H201L202 133V131L200 130ZM198 132V133H199ZM51 133V132H50ZM57 133V132H56ZM76 133V132H75ZM75 133H74V135H75ZM81 133H83V132H81ZM89 133V132H88ZM87 133V134H88ZM101 134H102V132H100ZM99 133V135H101ZM106 133V134H107ZM112 133V130H111V133L110 134H113ZM128 133H126V134H124L123 132H122V134H124V135H127V137H128ZM144 133V132H143ZM142 133V134H143ZM153 133V132H152ZM164 133H166V132H164ZM168 133V132H167ZM170 130H169V134H168V137L169 136H171L172 137V135H170ZM175 133V135L177 136V131H175L174 132ZM173 133V134H174ZM193 133V132H192ZM197 133V134H198ZM86 134V135H87ZM130 134V133H129ZM144 134V135H145ZM158 134V133H157ZM172 134V133H171ZM51 135V134H50ZM57 135V134H56ZM62 135H65V132H64V134H62ZM60 136V139H61V141H63V140H65V137H63V136ZM79 136L81 135L82 137H84L82 134H78ZM96 135V134H95ZM115 135V134H114ZM135 134H134V136H136ZM143 135V136H144ZM145 135V139H146V136ZM151 136H152V134H150ZM160 135V134H159ZM164 134H161V137H159L158 135V137H156V139H155V137L153 138V137H150L152 140H153V142H152V144L154 145V147L156 148L155 150V152H156V163L155 162H152V164L153 163H155L154 165H153V167L155 166H157L156 168H153V167H151V170H156V176L158 175V173L159 174H161V172H162V174L161 175H164L163 173H164V170H166L168 173H167V175H171V176H173V177H170V178H172L171 179V181L173 182V183H175L174 185H177V186H179V188L181 189V190H184V191H186L187 193H191L192 194V196L194 197V200L196 199L197 201L198 200H200V201H203L202 203H201V205H199V206H201V208H202V210L203 211H200V212H204L205 213V215H208L209 217L208 218H211V222H213L214 221V223L216 224V225H218L219 227H221L223 230L222 231H219V232H223L224 234H222V235H219V236H223V235H225L227 238H228V240L233 244V247H232V250H233V248H234V250H233V252H232V254H234V252H235V254L234 255H236L237 257H238V261H240L239 263L240 264H248V258H247V256H245V251L246 250H250V251H252L254 254L253 255H255L256 257H257V259H259V264H264V214L262 213V211H259L258 210V208H260V207H258L257 206V204H256V200H255V198H253L252 196H251V194L249 193V194H247L246 196H244V197H242V196H240V195H238V194H234L233 195V200H234V203H235V205H236V207L237 208H239V211H240V217L242 216V220H243V222H246V223H250V226H245V227H250V229L252 230V235L250 236V237H245L241 232H239L237 229H235L234 228V226L233 225H231L230 224V222L226 219V216H224V215H222L217 209H215V207L214 206H212L208 201H205L199 194H198V192H196L195 191V189L190 185V184H188L186 181H185V179H183L182 178V176H179L178 175V173L173 169V167H174V161H172L171 159H168V158H171V157H173L174 156V154L175 153H177L178 151L177 150H179V154H182L181 153V149H176L177 148V146H175L176 148V150L174 149L173 150V152L175 151V153L174 154H172V153H167V152H164L163 151V143L166 141V137H164L163 136ZM174 135V136H175ZM193 135H194V133H193ZM216 135V134H215ZM105 136V135H104ZM110 135H108L107 134V137H109ZM154 136V135H153ZM166 136H167V134H166ZM175 136V137H176ZM218 136H219V134H218ZM43 137H45V135L43 136ZM43 137H41V138H43ZM61 137H63L64 139H62ZM68 137V136H67ZM74 137V136H73ZM91 138V135L89 134V136H87V138ZM107 137H106V139H107ZM111 137V136H110ZM115 137V136H114ZM118 137H125V136H118ZM141 137H142V135L140 136V139H141ZM171 137H170V139H171ZM174 137V139L172 140L173 141V143L174 142H176L175 140L177 139V137L175 138ZM220 137V136H219ZM48 138H49V136H48ZM50 138H52V136L50 137ZM49 138V140H51ZM57 138H58V135H57ZM99 138V137H98ZM101 138V137H100ZM99 138V139H100ZM112 138V137H111ZM129 138H130V136H129ZM139 137H137V139H138ZM144 138V137H143ZM148 138V137H147ZM179 138V137H178ZM199 138V137H198ZM207 138V137H206ZM210 138V137H209ZM46 140H47V138H45ZM53 139V138H52ZM55 139V138H54ZM53 139V140H54ZM59 139V140H60ZM67 139V138H66ZM77 141L79 140V139H77V137L75 138ZM82 139H84V138H82ZM98 139V140H99ZM113 139V138H112ZM112 139H110V138H108V140H110V142H113L114 143V140L113 141H111ZM116 139H118L117 141L119 142V138H116ZM115 139V140H116ZM122 140H123V138H121ZM125 140H126V138H124ZM137 139H136V142H138L137 141ZM140 139H139V141H140ZM144 139V140H145ZM149 139V138H148ZM201 139H203V138H201ZM205 139V138H204ZM203 139V140H204ZM208 139V138H207ZM75 140V141H76ZM90 140V139H89ZM92 140V139H91ZM104 140V139H103ZM107 140V142H109ZM127 140H128V138H127ZM127 140H126V142H124L125 143V145L128 143L127 142ZM130 140H131V138H130ZM147 140V139H146ZM179 139H177V141H178ZM194 140V139H193ZM196 140H197V138H196ZM52 141V140H51ZM61 141H59V142H61ZM66 141V140H65ZM62 142V143H66V142ZM80 141V140H79ZM81 141H83V140H81ZM80 141V142H81ZM102 141V140H101ZM104 141H106V140H104ZM117 141H115V142H117ZM121 141V140H120ZM148 141V140H147ZM200 141V140H199ZM205 141V140H204ZM211 141V140H210ZM53 142V141H52ZM58 142V143H59ZM67 142H70V141H67ZM80 142L79 143H76V144H78L79 146H80ZM83 142H85V144H87V142H86V140L85 141H83ZM103 142V141H102ZM133 142V141H132ZM135 141H134V143H136ZM143 142V141H142ZM151 142V141H150ZM178 142H180V140L178 141ZM194 142V141H193ZM202 142V141H201ZM53 143H55V142H53ZM58 143H56V144H58ZM71 143V142H70ZM98 143H100V142H98ZM97 143V144H98ZM119 143H122V144H124L123 142H119ZM172 143V142H171ZM209 143V142H208ZM224 143V142H223ZM83 145H84V143H82ZM81 144V145H82ZM90 144V143H89ZM93 143H91L90 145H92ZM95 144V143H94ZM107 144V143H106ZM105 144V146H103V147H109L108 145H106ZM111 144V143H110ZM115 144H117V146H119V144L118 143H115ZM115 144H112V146H114ZM143 145H145V147H146V145L148 146V145H150V144H144V143H142ZM151 144V145H152ZM175 144V143H174ZM173 144V145H174ZM178 144V143H177ZM176 144V145H177ZM74 145V144H73ZM130 144H128V146H129ZM131 145H133L132 143H131ZM137 145H140L139 143L137 144ZM136 145V146H137ZM180 144H178V146H179ZM192 145V144H191ZM221 145V144H220ZM66 146V145H65ZM84 146H86V145H84ZM83 146V147H84ZM88 146V145H87ZM86 146V147H87ZM93 146V145H92ZM92 146H91V148H92ZM95 146V145H94ZM117 146H115V147H117ZM124 146V145H123ZM127 146V145H126ZM125 146V147H126ZM208 146V145H207ZM211 146V145H210ZM209 146V147H210ZM231 146V145H230ZM33 147V146H32ZM31 147V148H32ZM45 147V146H44ZM44 147H42L43 149H44ZM90 147V146H89ZM96 148H98L97 146H95ZM100 147H102V146H100ZM115 147H113V149L115 150ZM132 147H134L135 148V146L133 145V146H131L130 148H132ZM140 147H141V145H140ZM139 146H138V148H140ZM142 148V150L143 149H148V148ZM171 147V146H170ZM179 147H181V146H179ZM189 147H191V146H189ZM188 147V148H189ZM217 147V146H216ZM47 148V147H46ZM45 148V149H46ZM65 148H67V147H65ZM71 148V147H70ZM109 148H112V147H109ZM109 148H108V150H109ZM134 148H132L133 150H134ZM188 148H186V149H188ZM4 149V148H3ZM38 149H40V148H38ZM43 149L41 150V151H38V153L37 152H35L34 154H31L30 155V157L29 158H27V159H25V155L24 154H8L7 152H5V151H3V150H0V161H4V160H6V162H8L9 164H12V163H22V162H27V160L32 164V165H34L35 163H39L40 162V160L42 159V157L43 156H45L44 154H45V152L43 153ZM45 149H44V151H45ZM48 149V148H47ZM63 150H64V148H62ZM83 149V148H82ZM82 149H81V151H82ZM100 149H102V148H100ZM120 149H121V147H120ZM119 148L117 149V151L118 150H120ZM123 149H124V147H123ZM128 150V149H126L127 151H129V153H130V151L132 152V154H136V152H137V150L135 151V153H134V151L133 150ZM136 149H137V147H136ZM141 149V148H140ZM183 149V148H182ZM190 149V148H189ZM7 150V149H6ZM49 150H52L53 151V147H52V149H50V147H49ZM54 150H56V152H57V150L58 149H55L54 148ZM75 150V149H74ZM107 150V149H106ZM122 150V149H121ZM126 150H123V151H126ZM183 150H185V149H183ZM18 151V150H17ZM52 151H50L49 153H52ZM69 151V150H68ZM148 151V150H147ZM154 150H152V152H153ZM171 151H172V149H171ZM177 151V152H176ZM65 152H67V151H65ZM65 152H63V154H66V156H67V153L69 154V152H71V154H73L72 152H73V150L72 151H69V152H67V153H65ZM76 152V151H75ZM83 152V151H82ZM85 152V151H84ZM109 152V154L111 153L110 151H108ZM141 152V151H140ZM143 152H145V150L143 151ZM151 152V151H150ZM155 152H153V154L152 153H149V154H152V155H155ZM183 152V151H182ZM187 152V156H188V151H186ZM186 152H184L185 153V160L186 161H188V158L186 157ZM53 153H55V151L53 152ZM60 153V152H59ZM77 153V152H76ZM81 153V152H80ZM90 153V152H89ZM122 154H123V152H121ZM128 153V152H127ZM177 153V154H178ZM82 154V153H81ZM85 154H88V152L86 153L85 152ZM91 154V153H90ZM92 154H94V152L92 153ZM97 154H99V153H97ZM141 154V153H140ZM161 154H163L164 156H165V160H162V158H160V155ZM214 154V153H213ZM217 154V153H216ZM51 155H53V154H51ZM60 155V154H59ZM62 155V154H61ZM79 155V154H78ZM89 155V154H88ZM87 155V158L89 157ZM95 155H96V153H95ZM102 155V154H101ZM103 155H104V153H103ZM106 155V157L108 158L109 156H111L112 158H113V156H115V155H107V154H105ZM116 155H117V153H116ZM125 155V154H124ZM133 155V156H134ZM146 155V154H145ZM176 155V154H175ZM212 155V154H211ZM210 155V156H211ZM220 155V154H219ZM47 156V155H46ZM54 156V155H53ZM69 156H71V155H68V157ZM91 156V155H90ZM98 156V155H97ZM117 156H122L121 154L120 155H117ZM116 156V157H117ZM130 156H132V155H129V158L127 157V155L125 156L126 157V159L124 158H122V157H124V156H122V157H118L119 158V160L122 158L123 159V161L124 160H128V159H133L132 157H130ZM151 156V155H150ZM177 156V155H176ZM221 156V155H220ZM49 157L50 158H48V159H46L45 157H43V158H45L47 161L50 159V162H52V161H54V160H51V156H50V154H49ZM57 158L59 157V156H56ZM79 157H84V156H80L79 155ZM79 157L77 156V158L79 159ZM93 157H95L94 155H93ZM99 157V156H98ZM135 157H136V155H135ZM134 157V159H136ZM215 157V156H214ZM57 158H55L54 157V159H57ZM60 158V157H59ZM58 158V159H59ZM67 158V157H66ZM70 158V157H69ZM81 158V159H82ZM85 158H86V155H85ZM85 158H83L82 160L81 159H79V160H81L82 161V163L85 161ZM92 158V157H91ZM91 158L89 159L88 158V160H91ZM97 158V157H96ZM99 158H102V160L104 161L105 159H103V157L101 156V157H99ZM110 158V157H109ZM112 158H110V160L112 159ZM142 158V157H141ZM190 158V157H189ZM53 159V158H52ZM60 159H63V160H65V158H63V156H61V158ZM58 160V162L59 161H63V160ZM68 159V158H67ZM71 159H73L72 157L70 158V160H69V164H71L72 165V163H74V162H72L71 161ZM98 159V158H97ZM121 159V160H122ZM139 159H140V157H139ZM148 159V158H147ZM151 159H153L152 158V156H151V158L149 159L150 161H151ZM164 159V158H163ZM221 159V158H220ZM45 160V161H46ZM87 160V161H88ZM100 160V159H99ZM116 160V158L114 157V161ZM117 161L118 162V164L120 165V166H122V164L124 165V164H126V163H122L121 164V162L122 161ZM137 160H138V158H137ZM136 160V162L138 163V162H141V160H143V159H141V160H139V161H137ZM155 160V159H154ZM178 160V159H177ZM191 160V159H190ZM189 160V162H191ZM205 160V159H204ZM223 160V159H222ZM57 161V160H56ZM67 161V160H66ZM92 161H93V158H92ZM95 161V160H94ZM101 161V160H100ZM100 161H96V162H100ZM130 161V160H129ZM129 161H127L128 162V164H129ZM133 160H131V162H132ZM145 161H147V160H145ZM149 161V164L151 163ZM170 161V162H169ZM185 161V165H187V163L188 162H186ZM206 161V160H205ZM55 162V161H54ZM53 162V164H58L57 162L56 163H54ZM64 162V164L66 163L65 161H63ZM62 162V163H63ZM70 162H72V163H70ZM90 162V161H89ZM95 162V163H96ZM111 162V161H110ZM134 162V161H133ZM143 162V161H142ZM172 162V163H171ZM178 162V161H177ZM193 162V161H192ZM191 162V163H192ZM232 162H233V160H232ZM1 163V162H0ZM2 163H4V162H2ZM1 163V164H2ZM47 163V162H46ZM68 163V162H67ZM81 163V162H80ZM94 163V162H93ZM101 163V162H100ZM112 163H113V161H112ZM112 163H110V165L109 166H112L113 164ZM115 163V162H114ZM175 163H176V160H175ZM179 163H180V161H179ZM182 163V164H183ZM190 163V165L191 166H193L192 164ZM196 162H194L193 164H195ZM228 163H229V161H228ZM237 163V162H236ZM48 164L49 165H51V169H53L52 167H53V164L52 163H49L48 162ZM47 164V165H48ZM61 164V163H60ZM60 164H58L59 165V167L60 168H62L61 166H60ZM75 164H77V161H76V163ZM85 164H87V163H85ZM89 164V163H88ZM91 164V163H90ZM99 164V163H98ZM98 164H95V165H98ZM102 164H106V161L105 162H102ZM136 164V163H135ZM144 164V163H143ZM146 164V163H145ZM181 164V165H182ZM204 164V163H203ZM235 164V163H234ZM238 164V163H237ZM5 165V164H4ZM63 165V164H62ZM67 165V164H66ZM82 165V164H81ZM115 165V164H114ZM133 165V164H132ZM136 165H139V164H136ZM196 165V164H195ZM197 165H201V164H197ZM239 165H240V162H239ZM248 165V164H247ZM65 166V165H64ZM63 166V167H64ZM73 166H75V165H73ZM83 166V165H82ZM82 166H81V173L83 174V172L87 169V167H85V168H82ZM86 166V165H85ZM99 166H101V164L99 165ZM99 166L98 167H96V166H94L95 167V169L93 170V168L94 167H89L88 166V170H90V168H91V170L94 172V173H92L93 175L95 174V172H97V170H99ZM126 166H127V164H126ZM130 166H131V164L129 165V167H128V170L130 169ZM140 166H142V164H140L139 166H137V172H139L140 170ZM148 166V165H147ZM152 166V165H151ZM182 166H184V165H182ZM202 166V165H201ZM201 166H198V167H195L194 169L196 170V171H200V170H202L203 168L201 167ZM227 166H230V165H227ZM1 167H2V165H1ZM58 167V168H59ZM65 167H67L68 169H69V166H65ZM76 167V166H75ZM103 166H101L100 168H102ZM115 167V166H114ZM113 167V169H115ZM116 167H118V169H119V166L118 165H116ZM132 167V166H131ZM136 167V166H135ZM145 167L146 166H144L143 168L145 169ZM209 167V166H208ZM211 167V166H210ZM216 167V166H215ZM221 167V166H220ZM3 168V167H2ZM48 168H50V167H48ZM48 168H47V170H48ZM55 169L57 168V167H54ZM59 168V169H60ZM70 168H73V167H70ZM96 168H98V169H96ZM105 168H106V165H105ZM109 167L107 166V169H108ZM111 168V167H110ZM110 168H109V170H110ZM122 168V167H121ZM120 168V169H121ZM142 168V167H141ZM141 169V170H144V169ZM153 168V169H152ZM189 168V167H188ZM213 168V167H212ZM223 168V167H222ZM51 169H49V171L51 172ZM82 169H85V170H83L82 171ZM102 169H104V168H102ZM107 169H104V170H107ZM113 169H111L112 171H113ZM117 169V168H116ZM117 169V170H118ZM123 169V168H122ZM121 169V170H122ZM125 169V168H124ZM126 169H127V167H126ZM125 169V171H127ZM132 169H134V168H132ZM136 169V168H135ZM11 170V169H10ZM54 170V169H53ZM63 169H61V170H57L58 172H60V171H62ZM73 170H75V169H72V171ZM77 170V169H76ZM80 170V169H79ZM96 170V171H95ZM104 170H100V171H104ZM107 171V173L109 174V175H113V173L111 174V172L112 171ZM139 170V171H138ZM146 170V169H145ZM145 170L140 174L142 177H143V179H144V177H145V175L147 174V173H145ZM56 171V172H57ZM64 171H67V170H65V168H64ZM69 171V170H68ZM78 171V170H77ZM92 171H90V174H91V172ZM116 171V170H115ZM132 171V170H131ZM244 171H245V169H244V167L242 166H239V168L237 167V168H233L232 170H230V172H229V175H228V178H227V182H229L233 187L234 186H239L240 184H241V182H242V176H243V174H244ZM53 172V171H52ZM52 172H51V174H52ZM55 172V173H56ZM57 172V173H58ZM88 172V171H87ZM87 172L85 173L84 172V175L86 176V174H87ZM102 172H101V176L103 175V177H100V172L99 173H97V174H95V178L97 177L96 175H99L97 178H104V173L102 174ZM123 173H125L124 171H122ZM128 172H130V171H128ZM137 172H135V174H137ZM155 172V171H154ZM192 172V171H191ZM190 172V173H191ZM0 173H1V171H0ZM78 173V175H79V171L77 172ZM81 173H80V175H81ZM89 173V172H88ZM107 173H105V174H107ZM117 173V171L116 172H114V174H116ZM119 173H121V171L120 172H118L117 174V176H119ZM140 173V172H139ZM138 173V174H139ZM250 173H252V172H250ZM54 174V173H53ZM53 174H52V177H53ZM62 174V173H61ZM60 173L58 174V177L61 175ZM63 174H65V173H63ZM66 174H68L67 172H66ZM74 174L75 173H73V175H71V174H69L70 176H72V177H70V178H73V176H74ZM89 174V175H90ZM105 175V176H109V175ZM126 174L128 175L129 173H127L126 172ZM135 174H133V175H135ZM187 174H188V172H187ZM205 174V173H204ZM77 175V174H76ZM84 175H81V176H83L82 178H84ZM123 175H125V174H122L121 176H123ZM133 175H132V177H133ZM140 175H138V177H137V182H139V180H140ZM153 175V174H152ZM175 175V176H174ZM1 176V175H0ZM55 176V175H54ZM57 176V175H56ZM55 176V177H56ZM66 177V175H62L61 176V178L62 177ZM80 176V177H81ZM114 176V175H113ZM129 176H131V173H130V175ZM137 176V175H136ZM3 177H6V176H3ZM8 177V176H7ZM67 177L69 178V176L67 175ZM66 177V178H67ZM77 176H74V178H75V180H78V181H80L79 179H81V178H79V177H77ZM87 177V176H86ZM115 178H116V175L114 176ZM125 178H128V177H126V176H124ZM166 177H169V176H166ZM205 177V176H204ZM206 177H207V175H206ZM205 177V178H206ZM225 177V176H224ZM79 178V179H78ZM90 178V177H89ZM89 178H87V179H89ZM108 178V177H107ZM118 178H120V177H118ZM124 178V179H125ZM130 178V177H129ZM147 178V177H146ZM146 178H145V181H146ZM148 178H149V176H148ZM148 178H147V180H148ZM152 177H150L149 178V180L151 179ZM159 178V177H158ZM169 178V179H170ZM193 178V177H192ZM203 178V177H202ZM204 178V179H205ZM223 178V177H222ZM59 179H60V177H59ZM59 179H56V180H59ZM86 179V178H85ZM93 179V178H92ZM100 179H95V181H91V182H93L94 183V185H95V183L96 182H98ZM104 179H106V178H104ZM117 179V178H116ZM122 179V178H121ZM123 179V180H124ZM142 178H141V180H143ZM208 179V178H207ZM60 180H65V179H60ZM68 180H70V181H72L71 179H66V181H64V182H67ZM83 181H84V179H82ZM81 180V181H82ZM102 180V181H101ZM99 182H106L105 180H103V179H101ZM126 180H130L131 181V179H126ZM126 180H124V185L126 184ZM133 180H134V178H133ZM132 180V181H133ZM135 180H136V177H135ZM135 180L133 181V182H135ZM152 180H155V179H151L150 181H152ZM209 180V179H208ZM207 180V181H208ZM210 180H212V178L210 179ZM61 181V182H62ZM78 181H76V182H78ZM80 181V182H81ZM87 181H90V180H85V183L84 184H86L87 183ZM107 181H108V179H107ZM111 181H114V180H111ZM111 181H109V183L111 182ZM116 182H117V180H115ZM131 181V182H132ZM218 181V180H217ZM69 182V181H68ZM73 182H74V180H73ZM76 182H74V183H76ZM129 182V181H128ZM140 182H143V181H140ZM203 182H205V180L203 181ZM79 183V182H78ZM82 183V182H81ZM90 183V182H89ZM108 182H106V184H107ZM114 183V182H113ZM119 183V182H118ZM136 183V182H135ZM135 183H132V185L133 184H135ZM169 183V182H168ZM202 183V182H201ZM208 183H210V181L208 182ZM64 184V183H63ZM72 184V183H71ZM92 184V183H91ZM98 184V183H97ZM101 184V183H100ZM99 184V185H100ZM112 183H110V185H111ZM121 184H123L122 183V181H121ZM120 184V185H121ZM137 184H140V183H137ZM164 184V183H163ZM203 184V183H202ZM207 184V183H206ZM64 185H66L67 186V184H64ZM68 185H70V183L68 184ZM77 185V184H76ZM79 185V184H78ZM93 185V184H92ZM99 185H96V186H99ZM104 185V184H103ZM103 185H101V187H100V191H101V189H102V192H104L105 191V189H103L102 188V186ZM109 185V186H110ZM114 185V186H113ZM119 185V186H120ZM126 185H129V184H126ZM132 185H130V186H132ZM156 185V184H155ZM159 185V184H158ZM157 185V186H158ZM160 185H162V184H160ZM166 185H168V184H166ZM201 185V184H200ZM254 185V184H253ZM61 186H62V184H61ZM82 186V185H81ZM87 186H89V185H87ZM87 186H85V187H87ZM91 186V185H90ZM90 186L88 187V189L90 188ZM104 186H107V185H104ZM109 186H107V187H109ZM115 184H112L110 187L112 188V187H114V189L116 190V188H117V186H116V188H115ZM118 186V187H119ZM138 186V185H137ZM137 186H136V188L135 189H137ZM163 186V185H162ZM172 186H173V184H172ZM210 186H211V184H210ZM69 186H67V188H68ZM72 187H74V185L72 186ZM92 187V186H91ZM123 187V186H122ZM125 187V186H124ZM123 187V188H124ZM134 187H135V185H134ZM150 187H152L151 185H150ZM150 187H147V189L146 190H150V191H152L151 189H149ZM155 187V186H154ZM163 187H165V186H163ZM223 187V186H222ZM94 188V187H93ZM92 188V190H94ZM96 188V187H95ZM119 188H121V187H119ZM123 188H121V189H123ZM128 188V187H127ZM133 188V187H132ZM131 188V189H132ZM140 188V187H139ZM138 188V189H139ZM143 188V187H142ZM173 188V187H172ZM211 188H212V190L214 189L212 186H211ZM79 189V188H78ZM91 189V188H90ZM97 189H99V188H97ZM96 189V192L98 193V191L99 190H97ZM126 189V188H125ZM129 189V188H128ZM131 189H129L128 191H132ZM165 191H167V189H168V191H169V195L170 196H172V191H170L171 189L170 188H168V186L167 187H165V188H163ZM163 189H161V188H157L156 187V189H154L153 191H155L156 190V193H157V195H156V197L158 198L157 199V203H159L158 204V208L156 209L155 207H153L152 205H151V207H153V209L155 208L156 209V215H155V210H154V212L152 213V214H154V216L152 217V214H151V211H149L150 212V215H149V217L151 216V218H152V220H154L153 218L155 217V220H156V223L154 224V228H152L151 230H153V233L151 234V235H148V234H146V237H147V235L149 236V237H147V240L145 241V236L144 237H142L143 236V234H145V232L149 229V228H151L152 226L151 225H153L152 223H154L155 221H153L152 222V220L149 218V220H147L145 223H149V225H148V227H147V225L145 226V229L146 228H148L147 230H145V232L140 228V227H138V226H136V224H134V226H133V224L131 223V224H126L129 220H130V218H129V220L126 222V223H123V217L122 216H124V215H122V213L123 212H119V213H117L119 216H121L120 217V219H122L123 221H119V222H117L116 221V225H117V228L116 229H113V230H111V232L108 234V232L105 234V235H103V236H100L99 238H98V240H97V242L94 244V246H95V248H96V250H98L99 252H102L100 255H102L101 257H102V259H99V260H93V259H91L90 258V255H91V250L93 249V246L92 245H90V246H88V245H85L84 244V242H85V238H83V237H85V235L83 236V234L86 232V230L88 229L89 230V228L87 227V226H89V224L86 222V220L83 218V217H85L86 215H90V210H92V208L90 209V210H88V212H90V213H87L86 211L84 212H82V210L81 211H79V210H76V211H79L78 213H76L75 212V210H73L77 215L79 214V213H85L86 215L85 216H83L82 214H80V217L81 218H83L85 221H83L82 223H80L81 222V220H79V217L78 216H76V217H78V219H77V221H80L78 224H85V222L88 224L87 226H86V228H85V226H83L81 229H79V227H76L75 229H77V230H75L74 231V233L75 234H73V235H76V237L75 238H73L74 239V241L73 242H71V243H73V245H68V244H66V245H68V247H70V246H73L74 247V249H76V248H78L79 250H80V252H79V254H77V255H75L76 257H74V258H76L77 260L76 261H78V263L77 264H158L159 262V264H179V263H186L185 261L187 260L185 257L187 256V254H188V252H187V250L189 249V248H186V246L187 245H185V247H184V245L182 246L181 245V243L183 244V243H185L184 241L183 242H181V243H179L180 242V240H181V237L184 239V237L183 236H185L184 235V233H183V236H182V233L180 232V228H178V226H187V223L185 224V223H182V224H180V222H175V219H174V217L172 218V216H174V214H175V207H180L179 205L181 204V202H183V201H181L180 202V204L177 206L176 205V201H174L173 199H171V198H169L170 196H167L168 194H167V192H164L163 191ZM219 189V188H218ZM223 189V188H222ZM257 189V188H256ZM69 190V189H68ZM81 190V189H80ZM82 190H83V188H82ZM85 190V189H84ZM86 190H87V188H86ZM107 190H110V188H108ZM112 190V189H111ZM114 190V192L115 193H113L112 192V194H116V191ZM120 190V189H119ZM119 190L117 189V191L119 192ZM143 190H144V188H143ZM142 190V191H143ZM145 190V191H146ZM206 190H208V189H206ZM205 190V192H206V194H211L210 192L212 191V190H209L210 192H208L207 193V191ZM62 191V190H61ZM91 191V190H90ZM90 191H89V193H90ZM95 191V190H94ZM125 191H127V190H125ZM138 191V190H137ZM139 191H141V189L139 190ZM138 191V192H139ZM214 191V190H213ZM219 191V190H218ZM221 191H223V190H221ZM220 191V192H221ZM37 192V191H36ZM93 192V191H92ZM106 192H108V191H105L104 192V194L106 193ZM109 192H111V191H109ZM108 192V193H109ZM124 192V191H123ZM122 191H120L119 193H123ZM148 192V191H147ZM146 192V193H147ZM65 193V192H64ZM83 193H84V191H83ZM88 193V195H90ZM119 193H117L118 195H119V197L118 198H121V196H120V194ZM143 192H141V194H142ZM154 193V192H153ZM152 193V194H153ZM233 193V192H232ZM259 193V192H258ZM72 194V193H71ZM94 194V193H93ZM98 194H100L101 195V193L99 192ZM98 194L96 195V194H94V195H96V196H98ZM103 194V198H104V195ZM111 194V193H110ZM109 194V195H110ZM111 194V195H112ZM132 194H134L135 195V193H134V190H133V193ZM205 194V193H204ZM214 194V193H213ZM84 195L87 197V194H86V192L84 193ZM125 195V194H124ZM145 195V194H144ZM154 195V194H153ZM215 195V194H214ZM220 195H222L221 193H220ZM223 195H224V193H223ZM4 196V195H3ZM93 196V195H92ZM96 196H94L93 198H95ZM126 196H129V192H128V195H126ZM133 196V195H132ZM136 196H137V194H136ZM146 196H148L147 194H146ZM209 196V195H208ZM100 197V196H99ZM99 197H97L98 199H99ZM102 197V196H101ZM106 197V196H105ZM108 197V196H107ZM109 197H111V196H109ZM125 197V196H124ZM134 197V196H133ZM133 197H131V198H133ZM209 197H211L212 198V196H209ZM215 197V196H214ZM217 197V196H216ZM29 198V197H28ZM103 198L101 199V201L103 200ZM112 198V197H111ZM117 198V197H116ZM118 198H117V200H118ZM208 198V197H207ZM226 198V197H225ZM122 199H124V198H122ZM215 199H217V198H215ZM22 200V199H21ZM71 200V199H70ZM93 200V199H92ZM126 200V199H125ZM138 200V199H137ZM208 200L210 201L211 199L210 198H208ZM255 200V201H254ZM262 200V199H261ZM122 201V200H121ZM175 203H174V202ZM197 201H194V203H196ZM117 202V201H116ZM136 202V201H135ZM192 202V201H191ZM190 202V203H191ZM215 202H216V200H215ZM183 203H186L185 201L183 202ZM189 203V201L186 203V205ZM217 203V202H216ZM61 204V203H60ZM120 204V203H119ZM131 204V203H130ZM149 204V203H148ZM153 204V203H152ZM156 204V203H155ZM218 204V203H217ZM216 204V205H217ZM133 205H135V204H133ZM133 205H131V206H133ZM137 205H138V207H139V204L137 203ZM141 205V207H143V203L142 204H140ZM146 205V203L144 204V206ZM176 205V206H175ZM182 206H186V205H184V204H181ZM189 205V204H188ZM192 206H194L195 207V205H193V204H191ZM191 205H189V207H191ZM215 205V206H216ZM220 205V204H219ZM136 206V205H135ZM147 206H150V204L149 205H147ZM166 206H167V208H166ZM175 206V207H174ZM111 206H109L108 208H110ZM117 207H120V206H117ZM117 207L115 208H112V210H114L115 211V209H117ZM122 207V206H121ZM124 207H125V205H124ZM123 207V208H124ZM128 207V206H127ZM130 207V206H129ZM137 207V206H136ZM188 206L186 207V208H189ZM194 207H193V209L192 210H194ZM197 207V206H196ZM195 207V209H197ZM221 207V206H220ZM229 207H230V205H229ZM105 208V210L107 209L106 208V206L104 207ZM103 208V209H104ZM131 208V207H130ZM133 208V207H132ZM144 208V207H143ZM185 207H184V209H186ZM222 209H223V207H221ZM228 208V207H227ZM68 209V208H67ZM77 209V208H76ZM98 209H100V208H96L95 210H98ZM102 209V208H101ZM111 209V208H110ZM119 209V208H118ZM125 209V208H124ZM129 209V208H128ZM138 208H136V210H137ZM142 209V208H141ZM145 209H147L146 207H145ZM150 209V208H149ZM152 209V208H151ZM152 209V210H153ZM175 209V210H174ZM179 210H180V208H178ZM177 209V210H178ZM190 209V208H189ZM235 210H236V208H234ZM69 210H70V208H69ZM105 210H103V211H105ZM111 210V211H112ZM131 210H135V208H133V209H131ZM135 210V211H136ZM148 210V209H147ZM183 209H181L180 211H182ZM187 210V209H186ZM192 210H190V211H192ZM72 211V210H71ZM71 211H69V212H71ZM100 213H101V211L100 210H98ZM98 211H96V212H98ZM107 212H108V210H106ZM118 211H121V209H119ZM124 211H126V210H124ZM127 211H129V210H127ZM126 211V212H127ZM140 211H144L143 212V215H144V213H145V210L143 209V210H139V212ZM197 211V210H196ZM233 211V210H232ZM117 212V211H116ZM137 212V211H136ZM135 212V213H136ZM147 212V211H146ZM149 212H147L146 214H145V216L147 215V214H149ZM186 212V211H185ZM193 212V211H192ZM198 212V211H197ZM223 212V211H222ZM229 212V211H228ZM99 213V214H100ZM111 212H109L108 214L106 213H104L105 215H104V217L102 218V219H99L100 218V216H101V214L99 215L98 213L96 214H91V217L89 216H86L87 218H92V215H93V221L94 222H96V220H94L95 218H94V215L95 216H97V215H99L97 218H98V221L100 220V228L102 227H106V226H108V224L109 223H111V222H109V219L111 220L112 219V222H113V219H114V221H115V218H114V215L111 213ZM114 213V212H113ZM130 213H132V211L130 212L129 211V213H128V215H130ZM142 213V212H141ZM76 214H74V215H76ZM116 216H118L116 213H114ZM124 214V213H123ZM134 214V213H133ZM137 214V213H136ZM139 214V213H138ZM137 214V215H138ZM203 214V213H202ZM201 214V215H202ZM229 215H231L230 213H228ZM239 214V213H238ZM83 217H82V216ZM109 215V216H108ZM110 215H113L112 216V218H111V216ZM192 215V214H191ZM198 215H199V213H198ZM235 216L237 215V214H234ZM103 216V215H102ZM115 216V217H116ZM118 216V217H119ZM127 216V214H125V217ZM148 216V215H147ZM203 216H204V214H203ZM18 217V216H17ZM66 217H67V215H66ZM72 217V216H71ZM117 217V218H118ZM124 217V218H125ZM128 217V216H127ZM126 217V218H127ZM129 217H132V216H129ZM138 217V216H137ZM139 221L137 222L138 224L140 223V221H141V218H142V220L143 219H146V217L145 218H143V217H141L140 216V214H139ZM193 219H194V217L193 216H191ZM198 217V216H197ZM196 217V218H197ZM237 217H238V215H237ZM240 217H238V219L240 218ZM6 218V217H5ZM68 218H69V216H68ZM74 218L75 217H73V220H74ZM80 218V219H81ZM134 219H136L135 217H133ZM188 218V217H187ZM191 218V219H192ZM200 218V217H199ZM236 218V217H235ZM90 219H89V222H90ZM128 219V218H127ZM191 219H190V221H191ZM237 219V218H236ZM237 219V220H238ZM241 219V218H240ZM137 220V219H136ZM135 220V221H136ZM195 220V219H194ZM193 220V221H194ZM198 220V219H197ZM208 220V219H207ZM213 220V221H212ZM48 221V220H47ZM66 221V220H65ZM64 221V222H65ZM74 221H76V220H74ZM93 221L92 222H90V224L92 223L93 224ZM132 221H133V219H132ZM132 221H130V222H132ZM145 220H143V222H144ZM239 221V220H238ZM9 222H11V221H9ZM58 222H59V220H58ZM142 221H141V223L139 224V225H143V227H144V225H145V223H143ZM178 223V224H180V225H178V226H175L176 224L175 223ZM203 222V221H202ZM76 223V222H75ZM74 223V224H75ZM97 223V222H96ZM134 223V222H133ZM204 223V222H203ZM98 224H99V222H98ZM113 224V223H112ZM185 224V225H184ZM190 224V223H189ZM188 224V225H189ZM206 224V223H205ZM208 224V223H207ZM211 224V226H212V223H210ZM214 224V225H215ZM86 225V224H85ZM115 225V226H116ZM129 225V227H126V226H128ZM130 225L132 226V227H130ZM192 225H193V223H192ZM191 225V227H193V228H195V225H193L192 226ZM243 225V224H242ZM77 226H81V225H77ZM95 226V225H94ZM113 226H114V224H113ZM149 226H151V227H149ZM185 226V227H186ZM12 227V226H11ZM68 227V226H67ZM75 226H73V228H74ZM93 226L91 225V228H92ZM140 228L143 232H140V233H143V234H136L135 233V228ZM184 227V228H185ZM188 227V226H187ZM186 227V228H187ZM191 227H189V229L191 228ZM216 227V226H215ZM214 227V228H215ZM244 227V228H245ZM13 228V227H12ZM32 228V227H31ZM55 228V227H54ZM90 228V229H91ZM102 228L101 229H99V227H98V229H99V231L98 232H100L101 230H102ZM108 229H109V227H107ZM192 228V229H193ZM199 228V227H198ZM212 228H213V226H212ZM214 228H213V230H214ZM93 229L95 230V228L93 227ZM97 229V228H96ZM197 229V228H196ZM195 229V231H197V230H200L201 231V229H197L196 230ZM217 229H219V228H217ZM249 229V228H248ZM19 230V229H18ZM30 230H32V229H30ZM48 230H49V228H48ZM47 230V231H48ZM74 230V229H73ZM140 230V231H141ZM181 230H182V227H181ZM186 230V229H185ZM191 230V229H190ZM190 230H188V231H190ZM194 230V229H193ZM187 231V230H186ZM186 231H184V229H183V231L182 232H186ZM214 231H216V229L214 230ZM49 232V231H48ZM91 232H94V231H91ZM95 232L97 233V231L95 230ZM94 232V233H95ZM103 232V231H102ZM99 233V235L100 234H103V233ZM136 232H138V230L136 231ZM148 232H151L150 230H148ZM147 232V233H148ZM192 232V231H191ZM206 232V233H205ZM204 232V235H202L203 234V231H202V233L201 234H199L200 236L202 235L203 236V238L204 239H206L207 237H209L210 238V233H207V230ZM218 232V233H219ZM250 232V231H249ZM19 233V232H18ZM28 233V232H27ZM34 233V232H33ZM113 233H116V234H120V235H118L119 237L118 238H111V237H108L107 236V234L110 236V234H113ZM139 233V232H138ZM189 233V232H188ZM187 233V234H188ZM193 233H194V231H193ZM198 233H199V231H198ZM11 234H12V232H11ZM87 234H88V231H87ZM98 234V233H97ZM96 234V235H97ZM115 234V235H116ZM195 234H196V232H195ZM205 234H209L207 237L205 236ZM92 235V234H91ZM25 236H27V234L25 235ZM29 236V235H28ZM33 236V235H32ZM88 236H89V234H88ZM87 236V237H88ZM93 236V235H92ZM117 236V235H116ZM187 236H189V234L188 235H186V237ZM191 237H192V235H190ZM193 236H195V235H193ZM224 236V237H225ZM24 237V236H23ZM114 237V236H113ZM186 237H185V241H186ZM191 237H190V241H191ZM195 237H197L198 238V235L196 234V236ZM212 237V236H211ZM20 238H22V237H20ZM70 238V237H69ZM90 238V237H89ZM196 238V239H197ZM200 238V237H199ZM198 238V239H199ZM208 238V239H209ZM214 238H216V237H213V241L215 242L216 240H214ZM226 238V239H227ZM27 239V238H26ZM68 239V238H67ZM72 239V240H73ZM88 239V238H87ZM192 239H193V237H192ZM18 240V239H17ZM71 240V241H72ZM90 240V239H89ZM201 240H202V238H201ZM201 240L198 242V243H200L201 242ZM3 241V240H2ZM70 241V240H69ZM87 241V240H86ZM204 241V240H203ZM202 241V242H203ZM209 241V240H208ZM75 242V243H74ZM222 242V241H221ZM10 244V243H9ZM187 244H189V243H187ZM196 243H194L193 245H195ZM202 244V243H201ZM210 244V243H209ZM224 244H225V241H224ZM223 244V245H224ZM227 244H228V242H227ZM200 245V244H199ZM215 245V244H214ZM222 244L219 246V248L221 247V249H219V250H222V247H223V250H225V249H227V248H224V246H223ZM34 246V245H33ZM232 246V245H231ZM230 246V247H231ZM23 247V246H22ZM199 247V246H198ZM197 247V248H198ZM213 247V246H212ZM216 247V246H215ZM214 247V248H215ZM227 247H228V245H227ZM229 247V248H230ZM8 248V247H7ZM72 248V247H71ZM70 248V249H71ZM200 249H201V247H199ZM228 248V249H229ZM67 249H69V248H67ZM66 249V250H67ZM73 249V250H74ZM123 249V250H122ZM158 249H160V252L158 253ZM227 249V250H228ZM2 250V249H1ZM6 250V249H5ZM10 250V249H9ZM15 250V249H14ZM65 250V249H64ZM121 250V251H120ZM191 250V249H190ZM198 250V249H197ZM218 250V251H219ZM227 250H226V252H227ZM230 250V249H229ZM71 251V250H70ZM74 251H76V250H74ZM73 251V252H74ZM215 251H216V249H215ZM215 251H209L210 253H214ZM16 252V251H15ZM231 252V251H230ZM32 253H33V251H32ZM77 253V252H76ZM94 253V252H93ZM96 253V252H95ZM194 253V252H193ZM204 253H206V255H207V257H208V254H207V251H205ZM217 253H219L218 255H220V252H217ZM97 254H98V252H97ZM190 254V253H189ZM188 254V255H189ZM195 254V253H194ZM196 254H198L197 252H196ZM201 254H203V253H201ZM216 254V253H215ZM224 254H226L225 253V251H224ZM223 253H222V251H221V257H224L223 255H224ZM227 254L229 255V253L227 252ZM227 254H226V257H227ZM231 254V255H232ZM251 255H252V253H250ZM190 255H192L193 256V254H190ZM199 255H200V253H199ZM204 255V254H203ZM210 256L212 255V254H209ZM228 256L229 257V259H230V257L231 258H233L234 259V261H235V257L236 256ZM32 256V255H31ZM68 256V255H67ZM201 256V255H200ZM216 256H217V254H216ZM4 257H6V256H4ZM8 257V256H7ZM72 257V256H71ZM191 257V256H190ZM203 257V256H202ZM211 257H215V255L213 256H211ZM221 257H220V259H221ZM226 257H224V259H227V260H229L228 258H226ZM23 258V257H22ZM68 258V257H67ZM74 258H72L73 259V261L71 260V258H69L70 260V262L71 263H73L74 262ZM94 258H96V257H94ZM192 258V257H191ZM195 258V257H194ZM198 258H199V256H198ZM26 259V258H25ZM51 259V258H50ZM96 259H98V258H96ZM212 259H214V258H212ZM251 259V258H250ZM17 260V259H16ZM20 260V259H19ZM41 260V259H40ZM54 260V259H53ZM160 260V261H159ZM190 260V259H189ZM201 260L203 261V259L201 258ZM215 260V259H214ZM213 260V262L214 263H217V264H219V262L221 261V263L223 264H225V262H224V260L223 259H221V260H219V262H218V260H217V262H216V260L214 261ZM21 261V260H20ZM179 261H181V262H179ZM184 261V262H183ZM196 261H198V260H196ZM229 261H231V260H229ZM228 261V262H229ZM233 261V263H235ZM22 262V261H21ZM29 262V261H28ZM44 262V261H43ZM70 262L68 263V264H70ZM179 262V263H178ZM211 262H212V260H211ZM228 262H226V264H231V262L230 263H228ZM75 263V262H74ZM198 263V262H197ZM206 263V262H205ZM189 264V263H188ZM199 264V263H198ZM208 264H210L209 262H208ZM212 264V263H211ZM236 264V263H235Z\"/></svg>", "mask_w": 264, "mask_h": 264}, {"label": "crops", "instance_id": "crops-1", "mask_svg": "<svg viewBox=\"0 0 264 264\" xmlns=\"http://www.w3.org/2000/svg\"><path fill=\"white\" fill-rule=\"evenodd\" d=\"M234 107H235V104H234ZM236 116H237V118H236ZM236 118V119H235ZM234 119H235V121H237V120H239L240 121V123L242 122V124H243V126L241 127L240 125H239V129L241 130V131H244L245 132V134L249 137V138H251V139H259V137L261 138V132L259 131V130H261L262 129V126L260 125V123L259 122H257L256 121V124L255 125H253L252 124V119H251V117H249V122L247 123L245 120L246 119H242L241 118V112L239 111V113H234ZM243 121H242V120ZM261 122V121H260Z\"/></svg>", "mask_w": 264, "mask_h": 264}, {"label": "built area", "instance_id": "built-area-1", "mask_svg": "<svg viewBox=\"0 0 264 264\" xmlns=\"http://www.w3.org/2000/svg\"><path fill=\"white\" fill-rule=\"evenodd\" d=\"M237 154L240 156V152L239 151H237Z\"/></svg>", "mask_w": 264, "mask_h": 264}]
</instances>
